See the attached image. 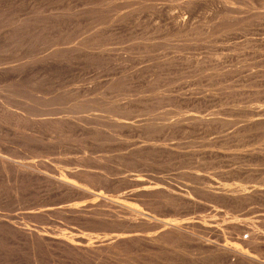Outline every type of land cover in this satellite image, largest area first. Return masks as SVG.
Listing matches in <instances>:
<instances>
[{"label":"bare ground","instance_id":"1","mask_svg":"<svg viewBox=\"0 0 264 264\" xmlns=\"http://www.w3.org/2000/svg\"><path fill=\"white\" fill-rule=\"evenodd\" d=\"M7 3H8V0H6ZM12 1V0H10ZM22 1V0H21ZM50 1V0H48ZM64 1V0H63ZM85 1V0H84ZM113 0H91V3L90 7H98V8H102V7H108L109 5L112 6V4L114 5V3L112 2ZM116 1V0H115ZM146 1H150V2H153V1H156V0H146ZM164 1V0H163ZM170 1V0H168ZM236 2L234 4L231 3ZM2 3L1 4H4L3 1H1ZM15 2V0H14ZM17 2V1H16ZM19 3H21L20 1H18ZM17 2V4H19ZM25 2V0H24ZM23 2V3H24ZM27 2V1H26ZM28 2H32V1H29ZM37 2V1H36ZM39 2V1H38ZM42 2V1H40ZM44 2V1H43ZM51 2V1H50ZM52 2H54V0H52ZM56 2V1H55ZM89 2V1H88ZM87 2V3H88ZM173 2V1H172ZM176 2V1H175ZM182 2V1H181ZM13 3V1L11 2ZM22 3V4H23ZM47 2H45V5H46ZM146 3V2H145ZM180 3V1H179ZM183 4L181 5L180 8H182V10L185 12V13H188L189 15L193 14L194 15V12L200 10H210L212 13H213V16L212 18H210L209 20L212 21L211 19H213V22L211 23L212 26H208L206 25V27L204 26L203 29H200L197 30L196 27H195V24H194V27L192 26L193 22L192 20H189L187 17L186 19H188L189 22L186 21L185 17L184 19H182L183 17H179V15L177 14H174L173 12L171 13L170 8L168 9H165L163 7H165V5L163 7H161L162 5H159L160 7H157L155 5H152L150 8L152 9L151 11L154 10L155 14L158 15L157 17H166L167 20L170 21V30L172 31V34L170 33V35L173 36V38L171 39H168V40H172L170 43L171 45H168V46H172L173 49L177 50L180 46L179 45H186V46H191L193 47L192 45L195 46H198L197 44H202L201 46L203 45H207L208 43H212V39L215 38V40H217L218 37L221 38V36H229L230 34L232 33H236V32H240L241 34L244 35V33H246L247 31L249 32L250 28L257 25L258 23L260 24V22L264 21V0H184V2H182ZM17 4H15L16 6H18ZM26 4V3H25ZM24 4V5H25ZM28 4V3H27ZM41 4V3H40ZM121 4V3H120ZM119 4V5H120ZM125 4V3H124ZM128 4V3H127ZM155 4V3H153ZM237 4V5H235ZM5 5V4H4ZM9 5H10V8L12 7V5L10 4L9 2ZM20 5V4H19ZM23 5V6H24ZM33 6V4H31ZM39 5V4H38ZM56 5V4H55ZM147 5V4H146ZM149 5V4H148ZM167 4L166 3V7H167ZM174 5V4H172ZM235 5V6H234ZM6 6V5H5ZM8 6V5H7ZM30 8L31 6L28 5ZM26 5V7H28ZM50 6H51V3H50ZM67 6V5H65ZM89 6V5H88ZM110 6V7H111ZM115 6L116 4L114 5L113 7V10H116L115 9ZM118 6V5H117ZM116 6V7H117ZM127 6V5H126ZM134 6V5H133ZM137 6V5H136ZM4 7V6H3ZM19 7V6H18ZM52 7V6H51ZM56 7V6H55ZM59 7V5H58ZM83 7V6H82ZM139 7V6H138ZM149 7V6H148ZM8 9V7H6V10L7 11H10L12 9ZM33 8V7H32ZM37 8V7H36ZM47 8V7H46ZM72 8V7H71ZM121 8V7H120ZM119 8V9H120ZM130 8V6H129ZM0 9H1V5H0ZM5 9V8H4ZM15 9V8H14ZM25 9V7H24ZM50 9V8H49ZM59 10V8H57ZM92 9V8H91ZM97 9V8H96ZM107 9V8H106ZM105 9V10H106ZM109 10L111 8H108ZM118 9V8H117ZM118 9V10H119ZM142 9V8H141ZM5 10V11H6ZM31 13H33V10L31 11L30 9H28ZM38 10V9H37ZM43 10V9H42ZM52 10V9H51ZM99 11V9H97ZM103 10V11H105ZM109 10L107 11V13L105 12V14H108ZM112 10V11H113ZM175 10V9H174ZM177 10V9H176ZM4 11V10H3ZM2 10L0 11V14L3 12ZM14 12V10H12ZM36 11V10H35ZM62 11V10H61ZM111 11V13L113 14V12ZM173 11V10H172ZM181 11V10H180ZM179 11V12H180ZM11 12L12 14L16 13V12ZM24 12V10H23ZM28 12V11H27ZM29 12V14H30ZM40 13V11H38ZM58 12V11H57ZM90 12V11H89ZM88 12V13H89ZM94 12L96 11H92V16L93 18H89L91 19L90 22V26L89 27H94L96 28L97 25H100V24H104L105 26L108 25V24H111L113 23L116 19L114 18V16H117L119 11H114V14L111 15L110 13V16H102V17H98L96 18V15L94 16ZM101 12V10L99 11ZM118 12V13H117ZM122 12V11H121ZM153 12V13H154ZM178 12V13H179ZM3 13H6V12H3ZM2 13V14H3ZM8 13V12H7ZM44 13V12H43ZM59 13H61L59 11ZM87 13V14H88ZM98 13V12H97ZM117 13V14H115ZM129 13V12H128ZM152 13V12H151ZM152 13V14H153ZM177 13V12H176ZM181 13V12H180ZM198 13H201V12H198ZM0 16V86L1 85H5V83H8L6 87H10V85H14V83L16 82V86L20 87L21 88V85H24L26 83H23L20 85V82H26V78L25 80L23 79L24 77H27L24 73V71H27V70H24V68L18 64H16L15 62L18 60V59H21L22 57L24 56H27V55H32L33 57H36V62H42L43 66H41L43 69H51L53 67H59L57 65L59 64H62V63H66L68 62V64L71 62V59L74 58L76 59V61H79L80 59H83L84 61H88V59H91L94 57L95 58H101L103 57V54H106V53H109V52H112L111 50L113 49V46L116 45L113 41H111L112 39H108V41H101V39H98L96 40V38L98 36H101L98 34V36L96 37L95 35V39L94 36L91 40H87V41H82L79 43V39L77 40L76 38L82 34H80L83 27L80 28V23H79V26H77L76 30L69 34L68 36H64L63 35L59 38H57L56 40L53 41L52 39V44L53 43H56L57 45L59 43L63 44L65 42H69V41H72V40H77L78 43H76L77 45H75L74 43V47L71 49L72 50H69V49H65L63 50L61 53L56 51L54 53H50V55L44 57V58H40V57H37L39 55V53L42 52V50L44 51L45 49H48L47 46L49 45H52L51 42H50V36H49V33L51 32V30H49V33H48V36H45V37H48L47 39H50L49 42L48 40L46 39L45 41H39L38 39L36 40V38H39V34L37 32H44V31H47V25L45 24L46 27H41L39 24L38 26H34V27H31V23L29 24L30 26H26V24L23 22L25 21L26 19H21V16L19 15V13L17 14L18 16H20V19L23 20H19V17L16 18V14H14V17L12 16V19L10 21H7L8 17H5L4 16ZM9 14V13H8ZM6 14V15H8ZM48 14V13H47ZM83 14V13H82ZM96 14V13H95ZM99 14V13H98ZM97 16H100L98 15ZM102 14V13H100ZM147 14V13H146ZM31 15V14H30ZM33 15V14H32ZM35 15V14H34ZM39 15V14H37ZM35 15V16H37ZM42 14H40V17H41ZM44 15V14H43ZM73 15V14H72ZM86 15V14H85ZM104 15V13H103ZM150 15V14H149ZM155 15V16H156ZM186 15V14H185ZM201 15V14H200ZM199 15V16H200ZM10 16V15H9ZM69 16V15H67ZM71 16V15H70ZM76 16V15H74ZM73 16V17H74ZM84 17V15H82ZM88 16V15H86ZM85 16V17H86ZM91 16V15H90ZM89 16V17H90ZM91 16V17H92ZM119 16H122V15H119ZM118 16V17H119ZM127 16V15H126ZM130 16V15H129ZM153 16V15H152ZM4 17V18H2ZM11 17V16H10ZM25 17V16H24ZM23 17V18H24ZM38 16V18H40ZM73 17H71L73 19ZM123 17V16H122ZM156 17V18H157ZM204 17H205V14H204ZM33 20L35 17H32ZM37 18V19H38ZM63 18V17H61ZM78 18V16H77ZM80 18V16H79ZM120 18V17H119ZM191 18V17H190ZM28 19V18H27ZM58 19V18H57ZM76 17L73 19L75 20ZM87 19V18H86ZM88 19V20H89ZM123 19V18H122ZM125 19V18H124ZM159 19V18H158ZM36 20V18H35ZM34 20V21H35ZM40 20V19H39ZM37 20V22L39 21ZM68 20V19H67ZM165 20V19H164ZM194 20V19H193ZM204 20V19H203ZM27 21V20H26ZM30 22L32 21L31 19L29 20ZM33 21V22H34ZM41 21V20H40ZM69 21V20H68ZM75 21H79V19L75 20ZM74 21V23H75ZM117 21V20H116ZM124 21V20H123ZM138 21V20H137ZM161 21V19H160ZM199 21V20H198ZM206 21V20H205ZM35 21V23H37ZM42 22V21H41ZM40 22V24H41ZM55 22V21H54ZM58 23H60L59 21H56ZM55 22V23H56ZM82 22V21H81ZM122 22V20H121ZM158 22V21H157ZM201 22V21H200ZM39 23V22H38ZM57 23V24H58ZM72 23V21H71ZM73 23V24H74ZM85 23V21H84ZM120 23V22H119ZM126 23V22H125ZM133 23V22H132ZM137 23V22H136ZM161 23V22H160ZM165 23V22H164ZM197 23V22H196ZM27 24V25H28ZM72 24V26H73ZM87 24V23H86ZM114 24V23H113ZM121 24V23H120ZM118 24V25H120ZM201 24V23H200ZM208 24V23H207ZM43 26V24H41ZM55 25V24H54ZM71 25V24H70ZM75 25V24H74ZM88 25V24H87ZM199 25V24H198ZM209 25H210V22H209ZM264 25V24H263ZM40 26V27H39ZM57 25H55L56 27ZM63 26V25H62ZM69 26V25H67ZM101 26V25H100ZM113 26V25H111ZM110 26V27H111ZM160 26V25H159ZM164 26V25H163ZM75 27V26H74ZM108 27V26H107ZM117 27V26H116ZM130 27V26H129ZM162 27V26H161ZM167 27V26H166ZM169 27V26H168ZM198 27V26H197ZM48 28L51 29V27L49 26ZM65 28V27H64ZM112 28V27H111ZM135 28V27H134ZM137 28V27H136ZM141 28V27H140ZM144 28V27H143ZM258 28V27H257ZM58 29V28H56ZM92 29V28H91ZM102 29V28H101ZM104 29V28H103ZM106 29V27H105ZM68 30V29H67ZM66 30V31H67ZM87 30H89L87 28ZM257 30V29H256ZM112 31V30H111ZM159 31V30H157ZM167 31V34H169L168 30ZM252 31V30H251ZM53 32V31H52ZM61 32V31H60ZM72 32V30H71ZM95 32V31H94ZM106 32V31H105ZM114 32V30H113ZM118 32V31H116ZM125 32V31H124ZM127 32V31H126ZM149 32V31H148ZM261 32V31H260ZM35 33H37L38 37H36L34 40H32V35ZM46 33V32H45ZM64 33V32H63ZM98 33V31H97ZM101 33V32H100ZM174 33V34H173ZM41 34V33H40ZM44 34V33H43ZM51 34V33H50ZM54 34V32H53ZM56 34V33H55ZM92 34V33H91ZM138 34V33H137ZM144 34V33H143ZM142 34V35H143ZM166 34V35H167ZM237 34V33H236ZM47 35V34H45ZM58 35V33H57ZM108 35V34H107ZM110 35V34H109ZM114 36L117 34L114 33L113 34ZM131 35V34H130ZM170 35L168 37H170ZM249 35V34H248ZM247 35V36H248ZM54 36V35H53ZM105 36V35H104ZM111 36V35H110ZM115 36V37H116ZM152 36V35H151ZM162 36V35H161ZM171 36V37H172ZM230 36H234V35H230ZM236 36V35H235ZM238 36V35H237ZM241 36V35H239ZM44 37V35H43ZM42 37V38H43ZM44 37V38H45ZM102 37V36H101ZM99 37V38H101ZM115 37H111L113 38V40L115 39ZM159 37V36H158ZM217 37V38H216ZM41 38V36H40ZM85 38V37H84ZM89 38V37H88ZM118 38V36H117ZM116 38V39H117ZM123 38V37H122ZM167 38V37H165ZM164 38V39H165ZM225 38V37H223ZM252 38V37H251ZM82 39V38H81ZM107 39V37H106ZM105 39V40H106ZM136 39V38H135ZM163 39V38H162ZM249 39V38H247ZM168 40H165L166 42ZM219 40V41H218ZM217 41L219 43L220 40L222 39H218ZM229 41V38L227 39ZM232 40V39H231ZM253 40V39H251ZM258 40V39H257ZM120 41V40H119ZM124 41V40H123ZM129 41V40H128ZM131 41V40H130ZM153 41V40H152ZM216 42V41H215ZM215 42L213 41V44H215ZM223 42H225V39L223 40ZM122 43V42H121ZM141 43V42H140ZM156 43V42H155ZM210 43V44H211ZM259 43V41H258ZM55 44V45H56ZM119 44V43H118ZM118 44L116 46V48H118ZM226 44V43H225ZM241 44V43H240ZM243 44V43H242ZM248 44V42H247ZM60 45V44H59ZM123 45V44H122ZM130 45V44H129ZM148 45V44H147ZM163 45V44H162ZM223 45V44H221ZM246 45V44H245ZM127 46V45H126ZM158 46V45H157ZM161 46V45H160ZM210 46V45H209ZM215 46V45H214ZM248 46V45H246ZM264 46V45H262ZM32 47L31 51H30V48ZM51 47V46H50ZM112 47V49H111ZM130 47V46H129ZM159 47V46H158ZM182 49H183V46H181ZM213 47V46H212ZM236 47V46H235ZM258 47V46H257ZM53 48V47H52ZM58 48V47H57ZM62 48V47H61ZM188 48V47H187ZM202 48V47H201ZM222 48V47H221ZM249 48V47H248ZM264 48V47H263ZM60 49V48H59ZM64 49V48H63ZM115 49V48H114ZM121 49V48H120ZM118 49V50H120ZM124 49V48H123ZM136 49V48H134ZM143 49V48H142ZM168 49V48H167ZM171 49V50H173ZM217 49V48H216ZM127 50V49H126ZM161 50V49H160ZM179 50V49H178ZM181 50V49H180ZM198 50V49H197ZM204 50V49H203ZM220 50V49H219ZM250 50V49H249ZM259 50V49H258ZM49 51V49H48ZM143 51V50H142ZM157 51V50H156ZM159 51V49H158ZM211 51V50H210ZM237 51H240V50H237ZM245 51V50H244ZM45 52V51H44ZM128 52V51H127ZM136 52V51H135ZM247 52V51H246ZM63 54H66V55H62ZM123 53V51H122ZM153 53V52H152ZM177 53V52H176ZM223 53V52H222ZM264 53V52H263ZM148 54V53H147ZM173 54V53H172ZM215 54V53H214ZM252 54V53H251ZM256 54V53H255ZM29 55V56H30ZM170 55V54H169ZM247 55V54H245ZM42 56V55H41ZM73 56V57H72ZM77 56V58H76ZM107 56V55H106ZM109 56V55H108ZM125 56V55H124ZM123 57V56H122ZM157 56H155L156 58ZM211 57V56H210ZM224 57V56H223ZM244 57V56H243ZM128 58V57H127ZM181 58V57H180ZM184 58V57H183ZM215 58V57H214ZM246 58L250 59L249 58V54L248 56H246ZM79 59V60H78ZM154 59V58H153ZM161 59V58H160ZM178 59V58H177ZM209 60V58H206ZM211 59V58H210ZM231 59V58H229ZM248 59H242L241 58V61H239L238 59H234L236 60L235 63H231V61L229 60V63H225V64H212V63H199V62H195L193 59L194 62L193 63H190V64H187V68H186V71H184L183 75L179 74L178 76H180L179 78L178 77H174L173 74L171 73V71L173 72L174 69L170 70L169 74L171 73V76H173V78H178L176 79V81L178 80L181 81V82H194L195 83V87H196V83H198V85H202V86H205L207 88L211 87L216 93H218V95L220 94H224L227 92L226 88H223V86H228V85H232L233 83L235 84H238V91L237 92H241V94H243L244 96H246L244 99L245 101H241L239 102L240 104L238 105V107H245L246 105L249 107V110H250V113H246L248 114V116L246 115H243L244 117H242V120L240 121L242 124L244 123V127H245V124L246 122L249 124L250 123V128L248 129V136L249 137H254L253 138V141H250V144L248 146H245L244 144L241 145V144H237L235 146V148H247L246 150H250L252 151V153H257V152H262L264 151V120H254L255 117H259V112L257 114V111L261 109V107L258 106L259 103L263 102L262 101V98L264 97H261V94L260 96L258 95V91L256 90L255 91V88L256 86L258 87L259 84L261 86L262 83H264V60H259V61H256L257 59H252L251 60H248ZM262 59V56L261 58ZM82 60V61H83ZM98 63V59H94L93 61H95ZM135 60V59H134ZM179 60V59H178ZM186 60V59H185ZM239 62H238V61ZM92 59L91 61L89 60L88 62H93ZM110 61V60H109ZM127 61V60H126ZM163 61V60H162ZM199 61V60H198ZM228 61V60H227ZM233 61V60H232ZM73 62V61H72ZM71 62V63H72ZM101 63V60L99 61ZM167 62V61H166ZM169 62V61H168ZM208 62V61H207ZM209 62H211V60H209ZM217 62V61H215ZM11 63H15L16 65H12ZM74 63H75V60H74ZM79 63V62H78ZM85 63V62H83ZM95 62H93L94 64ZM97 63H95L97 65ZM104 63V62H102ZM101 63V64H102ZM214 63V62H213ZM224 63V62H223ZM11 64V65H10ZM154 64V63H153ZM166 64V63H165ZM167 64H171V61L170 63H167ZM176 64V63H175ZM174 64V65H175ZM184 64V63H182ZM27 65V64H26ZM24 65V66H26ZM65 66L67 64H64ZM71 65V64H70ZM99 65V64H98ZM107 65V64H106ZM163 65V64H162ZM161 65V66H162ZM180 65V64H179ZM30 66V65H29ZM28 66V67H29ZM111 66V65H110ZM123 66V65H122ZM144 66V65H143ZM146 66V65H145ZM149 66V65H148ZM154 66V65H152ZM165 66V65H164ZM163 66V67H164ZM171 66V65H170ZM169 66V67H170ZM178 67V65H175ZM174 66V67H175ZM184 66V65H183ZM182 66V68H183ZM186 66V65H185ZM61 67V66H60ZM59 67V68H60ZM68 67V65H67ZM72 67V66H71ZM118 67V66H117ZM126 67V66H125ZM167 67V66H166ZM165 67V68H166ZM168 67V68H169ZM176 67V68H177ZM128 68V67H127ZM126 68V69H127ZM143 68V67H141ZM153 68V67H152ZM157 68V67H156ZM155 68V69H156ZM181 68V66H180ZM28 69V68H27ZM34 69V68H33ZM40 69V68H39ZM42 69V70H43ZM158 69H159V66H158ZM157 69V70H158ZM29 70V69H28ZM35 70V69H34ZM58 70V69H57ZM78 70V69H77ZM149 69H147V72H148ZM153 70V69H152ZM151 70V71H152ZM166 70V69H165ZM180 72L182 71L181 69H179ZM49 71V70H48ZM52 71V70H51ZM111 71V70H110ZM141 71V69H140ZM156 71V70H155ZM31 72V71H30ZM43 72V71H42ZM50 72V71H49ZM62 72V71H61ZM102 72V71H101ZM137 72V71H136ZM150 72V71H149ZM175 76H177V69L175 71ZM179 72V71H178ZM40 75H42L41 71L39 72ZM182 73V72H181ZM34 74V73H33ZM46 74V73H45ZM51 74V72H50ZM132 74V73H131ZM146 74V73H145ZM149 74V73H148ZM157 74V73H156ZM155 74V76H157ZM160 74V73H159ZM164 74V73H162ZM25 75V76H24ZM49 75V74H48ZM53 75V73H52ZM89 75V74H88ZM109 75V74H108ZM134 75V74H133ZM143 75V74H142ZM147 75V74H146ZM145 75V77H146ZM166 75V74H165ZM47 76V74H46ZM126 76V75H125ZM136 76V75H135ZM139 78L142 79H146L145 77L143 78V76H140L138 75ZM169 76V75H168ZM171 76L169 79H171ZM182 76V77H181ZM44 77V75H43ZM56 77V76H55ZM137 77V76H136ZM135 77V78H136ZM148 77V76H147ZM161 77L158 76V78ZM46 78V77H45ZM51 78V77H50ZM128 78V77H127ZM134 78V79H135ZM138 78V79H139ZM151 78V77H150ZM149 78V79H150ZM157 78V77H156ZM155 78V79H156ZM157 78V80H158ZM165 77H162L161 79H163ZM49 79V77L47 78ZM133 79V80H134ZM148 79V80H149ZM153 79V77L151 78ZM154 79V82L156 83H153L152 81H148L147 80V83L144 85V87L140 88L139 87L136 89L135 86L137 87V85H134L136 84V80L135 82L136 83H131L129 85V87H125L128 83H126V85L124 86L122 84V86H124V89L125 90H120V88L117 87V85H114L112 84L113 82H108L110 84H107L106 83L102 86H104V88L102 89V91H97L98 89H93L92 90L90 89L89 91L87 92H83L82 95H77L75 94L74 96L69 95L68 96H64L63 99H59V101H55V100H50L48 98V100H45V98L43 97H40V98H43V99H40L38 98L37 96H34L35 94H32L33 96H31L30 94V97H27V96H24V95H20L19 96L17 95L18 92H20V88L19 90H17L18 88H15L16 90H12L11 88H6V89H9L11 91H15V92H12V96H10L9 98L5 95H2L0 94V134L4 135L5 133L6 134H13L14 136H17L18 134V142L21 140V144H26L27 142H25L26 140H28L26 137L28 136H24L21 131H20V127H22L21 125L23 124H29L31 126H34V127H38V128H44L46 130L50 129V124L51 123H54L52 121V119H54V116H62L65 115H76V117L74 116V118H77V119H74V122L76 123L77 127H83L84 129H86V131H84V134L87 136H85L83 134V130L81 135L85 136L87 140L91 139L90 142H88L89 144V148L92 149L91 147H93L94 145H97L96 147L101 146L99 149L101 151V154L98 153V151L96 152V150L94 151L93 150V155L95 156V158L92 157V160L93 159H99L101 160L100 162L98 161V163H101L99 169L101 170L100 173H97V174H89L87 171V173L85 172V174L83 176H81V174H78V176H76L77 174H75L76 177H73V179L71 178L72 182L74 184H71V186L73 185H76V184H79V185H83V187H87L88 189H93L96 188V187H99L98 184H103L105 185V187L107 186V188L105 189L106 193H113V195L115 194H118L117 195V201H109L108 199H104V198H100V197H94V196H91V195H88V194H82L80 199V202L79 204H76V205H71V202L72 200H69V193L67 194L68 198L64 199V200H68L67 202L68 203H65L63 206L66 207H62L61 208L63 209L62 210V213H65L66 216H69L71 218V220H73V222L75 221H79L81 222V225L82 226L81 228L79 227V225L77 227H79L80 231H78L77 229H73L71 227H60V228H54L53 229H47V230H42V231H39L37 229H31L30 227H33V225L31 226H28L26 224H23L21 222V219L20 222V225L17 226H14V225H11V223H7L5 222L6 220H3V222L0 224V264H10V263H17V264H20V257L22 256H19V251H20V248L21 247H25L24 249H27L26 252H29L30 253H25L27 254V258H28V255L31 254V257L34 264H37V252L36 250L39 248V247H44L47 249V247H54L56 249V251L59 252V255H70V256H73L76 257H80V261L83 260L85 261L86 259L88 260L89 263H87V260H86V264H181V260L184 258V263L186 261V263H190V264H264V207H262V203H263V199H264V174L262 175H259V176H254L258 174H261L262 173V169L261 173L257 172L256 173V169L258 165L254 166L256 168H254L253 166L251 167L250 164L249 166V171L250 172H253V175L252 177H248L246 175V180H243L242 179H238L237 181H231V179L229 178L230 182L233 184V186H231L227 181L223 182L224 184L227 185V183L229 184L230 187H224L223 184H222V181L224 178H222L220 176V174H227V172L225 173H220L219 176H215L214 174L216 173V171H213L211 168H213V166H211V168L209 167V169H211L213 171V173L211 175H214L212 177H209V181L205 182L204 178H203V174H207V169L206 167H203L204 170H202L201 166L198 164L195 165L196 167H193L191 168V171L192 173L195 175L193 176L192 180L189 181H184V182H180V184H178L179 182H177L178 186H174L172 185V182L171 183H168V182H153L151 181L149 178H144L143 176H130V175H127L129 172L128 170L129 169H132L130 167H128L129 169L126 171L123 169V166H117V164L115 166H117L114 171H113V168L112 167H115V166H111L112 168V171H110L111 169L107 166L108 164L105 163L104 164V161L102 162L103 159H109V155L107 156V158H105L106 156L104 154H107L108 151L110 150H113L114 149H108L109 147L107 145H112L115 144V145H122V143L126 142L125 139L129 138L131 140V143L130 144H127V145H131V149L132 147H135V148H139L141 149V147H143L144 145H146V143H151V145H155L156 147H158L157 144H159L158 142L161 143L162 146L164 147H167L169 145V142L172 141L171 137L170 139L167 138V131L169 130L170 132V129H172L173 127L172 126H177L178 124H188V123H191L193 122V118L194 117H191L187 114H184L183 112L188 108L187 105H186V109H182V108H179L177 110V108L175 109L171 104L167 103L166 101H164V98H170V94L171 92L174 91L176 85L178 84V82L174 85L175 87L174 88H171L173 89V91H171L169 89V86L172 84H170L169 86L163 82L160 83L158 82L157 80L155 81ZM160 79V78H159ZM24 80V81H23ZM36 80V79H35ZM63 80V79H62ZM115 80V78H114ZM128 80L125 78V81ZM132 80V78H131ZM165 80V79H164ZM34 81V80H32ZM49 81V80H48ZM53 81V79H52ZM73 81V80H72ZM107 81V80H106ZM119 81V80H118ZM117 81V82H118ZM123 81V79H122ZM161 81V80H159ZM175 81V82H176ZM13 82V84H11ZM43 82V81H42ZM55 82V81H54ZM64 82V81H63ZM99 82V81H98ZM121 82V80H120ZM130 82V81H129ZM133 82V81H132ZM143 82V80H142ZM146 82V80H145ZM168 83L172 82V81H167ZM180 82V83H181ZM123 83V82H122ZM32 84V83H31ZM34 84V83H33ZM117 84V83H116ZM121 84V83H118V85ZM187 84V83H186ZM186 84L183 86L185 87ZM190 84V83H189ZM9 85V86H8ZM48 85V84H46ZM50 85V84H49ZM101 85V84H100ZM106 85V86H105ZM134 85V86H133ZM139 85V83H138ZM143 85V84H142ZM173 85V84H172ZM171 85V86H172ZM191 85V84H190ZM197 85V86H198ZM199 85V86H200ZM15 86V85H14ZM29 86V85H28ZM42 86V85H41ZM101 86V87H102ZM121 86V87H122ZM128 86V85H127ZM133 86V87H132ZM259 86V87H260ZM2 87V86H1ZM13 87V86H12ZM45 87V86H44ZM92 87V86H91ZM90 87V88H91ZM98 87V86H97ZM100 87V86H99ZM188 87V86H186ZM232 88H237L236 86H231ZM4 88V86H3ZM22 88H26V85L25 87L22 86ZM35 88V86H34ZM40 88V87H39ZM46 88V87H45ZM56 88V87H55ZM127 88V89H126ZM179 88V87H178ZM176 89L178 93H180L181 91H178L179 89ZM190 88V86L188 87ZM249 88V89H248ZM264 88V87H263ZM262 88V89H263ZM1 89V88H0ZM30 89V88H29ZM32 89V88H31ZM36 89V88H35ZM33 89V91H39V93L42 91L43 88H41V90L37 89L35 90ZM79 89V88H78ZM101 89V88H100ZM193 89V88H192ZM257 89V88H256ZM1 90H5L4 89H1ZM23 90V89H22ZM25 90V89H24ZM84 90V89H82ZM180 90H181V87H180ZM191 90V89H190ZM195 90V89H194ZM202 90V89H201ZM200 90V91H201ZM204 90V89H203ZM206 90V89H205ZM235 90V89H234ZM240 90V91H239ZM7 90H5L4 92H6ZM26 91V90H25ZM29 91V92H28ZM27 92L30 93V90H28ZM79 91V90H78ZM197 91V90H196ZM229 91V90H228ZM2 92V91H1ZM0 92V93H1ZM10 92V91H8ZM24 92V91H23ZM22 91L20 93H23ZM32 92V90H31ZM55 92V91H54ZM72 92H73V89H72ZM98 92V93H97ZM183 92V91H182ZM188 92V90H187ZM204 91H202V94H203ZM213 92V94H214ZM233 93V95L236 97V95L234 94L233 91H231ZM230 92V94H231ZM261 92V91H260ZM25 93V92H24ZM34 93V92H32ZM37 93V92H36ZM75 93H79V92H76ZM174 94L176 92H173ZM176 93V94H178ZM197 93V92H196ZM205 95L206 93L208 94L209 92H204ZM228 93V92H227ZM264 92H262V95H263ZM9 93V95H11ZM26 94V93H25ZM56 94V93H55ZM67 95L68 93H64L62 95ZM200 94V93H199ZM212 94V95H213ZM240 94V96H241ZM15 95H17L16 97L18 99H14L13 96L15 97ZM57 95V94H56ZM55 95V96H56ZM61 96V94H59ZM58 95V96H59ZM182 95V94H180ZM215 95V94H214ZM227 95V94H225ZM223 95V96H225ZM232 95V94H231ZM230 95V96H231ZM238 95V93H237ZM41 96V95H40ZM59 96V97H60ZM172 96V95H171ZM183 96V95H182ZM190 96V95H189ZM201 96V95H200ZM204 96V95H203ZM217 96V95H216ZM252 98H251V97ZM254 96V97H253ZM46 97V96H45ZM53 97H54V94H53ZM51 97V98H53ZM57 97V98H59ZM62 97V96H61ZM175 96L173 95V98L172 99H175L174 98ZM176 97H180V96H176ZM56 98V99H57ZM212 98V97H211ZM227 98V97H226ZM234 98V97H233ZM248 98H251L249 101H248ZM55 99V97H54ZM172 99H169L170 101H173ZM177 99V98H176ZM166 100V99H165ZM188 100V99H187ZM227 100V99H226ZM238 100V99H237ZM241 100V99H240ZM243 100V99H242ZM264 100V99H263ZM164 101V103L166 102V104H169V106L171 105V107H173V109H168L167 108L165 109L164 107H162V105H164V103L162 102ZM178 100H175L174 102H176ZM182 101V100H181ZM222 101V100H221ZM225 101V100H224ZM156 102H161V107L165 109V111L163 109H161V111L158 110V106H160L159 104L160 103H156ZM190 101H188L187 103H189ZM223 102V101H222ZM232 102V101H231ZM236 102V100L234 101V103ZM153 103H156L155 105H152ZM184 103V102H183ZM199 103V102H198ZM220 103V102H219ZM233 103V102H232ZM231 103V104H232ZM132 104H139L141 108H139V112H136L137 114L139 113H144L143 116V120H139L140 122H137L135 121L136 123L134 124H128L127 122L125 123L126 120H129L128 117L130 116V114L132 115L133 113L131 112H126L127 110V106L129 107V105H132ZM165 104V105H166ZM172 104H174L172 102ZM176 104V103H175ZM203 104V103H202ZM15 105V106H14ZM157 106V110L158 111H151V108L150 106ZM191 105V103L189 104ZM221 105V104H220ZM233 105V104H232ZM237 105V103L235 104V106ZM245 105V106H243ZM168 106V107H169ZM177 106H178V103H177ZM181 106V104L179 103V107ZM185 105H183L184 107ZM196 106V105H195ZM205 106V105H204ZM246 106V107H247ZM261 106V105H260ZM17 108V110L19 111H24V110H28V112H26V116L23 117L24 115H19L17 112H15V109L11 110L9 108ZM132 107V106H131ZM130 107V108H131ZM134 107V105H133ZM132 107V109H133ZM136 107V106H135ZM176 107V105H175ZM182 107V106H181ZM192 107V106H191ZM226 107V106H225ZM238 107H235L238 109ZM245 107V108H246ZM154 109L156 107H153ZM31 109V110H30ZM33 109V110H32ZM131 109V111H132ZM153 109V110H154ZM189 109V108H188ZM234 109V108H233ZM244 109V108H243ZM181 110L183 112H181ZM235 110V109H234ZM245 110V109H244ZM243 110V111H244ZM263 110V109H261ZM5 111H8L9 112V115H8V112L5 113ZM13 111V112H11ZM138 111V109H137ZM99 113V114H96V113ZM101 112L107 114V116L105 115V118H104V115H101L103 116V119L105 121H107V123H105L104 121L101 120V117L99 116H96V115H100L102 114ZM135 112V111H134ZM191 112V111H190ZM246 112V111H245ZM262 112V111H261ZM5 113V114H4ZM183 113V114H181ZM242 113V112H241ZM83 114H87L86 116L89 117V119L91 120H88V123L87 125V128L90 127V130L85 128V125L82 123L85 120V118H82L81 115ZM135 114V115H137ZM218 114V113H217ZM140 115V114H139ZM138 115V116H139ZM52 117V119L50 120V118L48 117ZM68 116V117H70ZM81 116V117H80ZM85 116V115H83ZM136 116V117H138ZM176 116V117H175ZM229 116V115H228ZM236 116V115H234ZM241 116V115H240ZM86 117V118H87ZM175 117V119H174ZM226 117V116H225ZM237 117V116H236ZM49 120H48V119ZM58 118V117H57ZM71 118V117H70ZM130 118V117H129ZM198 118V117H196ZM196 118L194 120H196ZM260 118V117H259ZM9 119V121L7 120ZM82 119V120H81ZM203 120V118H201ZM207 119V118H205ZM226 119V118H225ZM236 119V118H235ZM238 119V118H237ZM253 119V120H252ZM13 122H11V121ZM59 120V119H58ZM69 120V119H68ZM77 122H76V121ZM132 120V119H131ZM134 120H137V119H134ZM202 120L200 121L198 119L199 122V125L200 123L202 124ZM213 120V119H212ZM227 120V119H226ZM226 120H222L223 122H226ZM64 121H67V119ZM62 121V122H64ZM197 121V122H198ZM206 121V120H205ZM205 121L203 123H205ZM209 121V120H207ZM237 121V122H239ZM56 122V121H55ZM60 122V121H59ZM73 122V123H74ZM110 122V123H109ZM133 123V121H130V123ZM195 122V123H197ZM212 122V121H210ZM215 124L217 121H213ZM212 122V123H213ZM228 122V121H227ZM239 122V123H240ZM57 123V122H56ZM54 123V124H56ZM64 123H67V122H64ZM63 125H66L64 124ZM70 123V121H69ZM73 123H70V125H67L66 127L68 128V126L70 127ZM213 123V125H214ZM219 123V122H218ZM222 123V122H221ZM53 124V125H54ZM83 124V125H82ZM104 124V125H103ZM106 124V125H105ZM109 124H111V128L116 126V130H114L113 133H111L113 130L110 129L109 127H107ZM114 124V126H113ZM116 124V125H115ZM192 124V123H191ZM198 124V123H197ZM207 125H209L208 123H205ZM231 124H238V123H231ZM26 125V126H27ZM52 125V126H53ZM57 125V124H56ZM75 124H73L72 126H76ZM100 125H103L104 128L105 126L109 129L107 132L105 131H97V129L99 128L98 126ZM189 127L190 124H188ZM196 125V124H195ZM194 125V126H195ZM207 125L205 126L207 129L209 127H207ZM228 125V124H227ZM12 126H14L15 129H13V127L11 128ZM59 126V124H58ZM58 126H53V127H58ZM71 126V127H72ZM193 126V127H194ZM217 126V125H216ZM215 126V128H216ZM225 126V125H223ZM232 126V125H230ZM235 127V125H233ZM249 126V125H248ZM24 129H25V126H23ZM60 127H62V125L60 124ZM70 127V128H71ZM72 127V128H73ZM172 127V128H171ZM179 127V125H178ZM197 127V125H196ZM204 127V126H203ZM221 127V125H220ZM227 126H225L226 128ZM233 127V128H234ZM237 127V126H236ZM241 127V125L239 126ZM238 127V128H239ZM243 127V128H244ZM246 127H247V124H246ZM245 127V128H246ZM28 128V127H27ZM52 128V127H51ZM67 128H65L67 130ZM94 128L96 130H94ZM100 128L102 129V126H100ZM104 128L102 130H104ZM106 128V129H107ZM175 128V127H174ZM201 128V127H200ZM218 128V127H217ZM244 128V129H245ZM64 129V130H65ZM74 130L77 129V128H73ZM73 129H70L71 131ZM198 129V128H197ZM206 129V130H207ZM228 129V128H227ZM230 129V128H229ZM229 129L227 131H229ZM237 129V128H236ZM242 129V127H241ZM261 129V130H260ZM23 130V129H22ZM37 130V129H35ZM38 130H41V129H38ZM45 130V131H46ZM54 131V128L53 129H50V131ZM63 129H61L62 131ZM63 130V131H64ZM72 131V132H75V131ZM78 130V129H77ZM159 133H158V131ZM176 130V129H174ZM182 130V129H181ZM186 130V128H185ZM184 130V131H185ZM196 130V129H195ZM195 130H193L195 132ZM202 130V129H201ZM205 130V128H204ZM205 132L207 133V130ZM219 130V129H218ZM217 130V131H218ZM240 130V129H239ZM246 130V129H245ZM20 131V132H19ZM31 131V130H30ZM57 131V130H55ZM60 131V129L58 130ZM81 131V130H80ZM111 131V132H110ZM180 130H176V134L179 132ZM212 131V130H211ZM216 131V130H215ZM216 131V133H217ZM224 131H226V129H224ZM235 131V130H234ZM242 131V130H241ZM244 131V130H243ZM247 131V130H246ZM33 132V131H32ZM37 132V131H36ZM41 132V131H40ZM71 132V133H72ZM157 132L158 135H160L158 137L157 133L155 135H157L156 137H158L156 140H150L148 139V135L150 133H155ZM183 131H181L182 133ZM188 132V131H186ZM185 132V133H186ZM190 132V131H189ZM189 132H188V135H189ZM199 132V131H198ZM213 132V131H212ZM238 132V131H237ZM29 133V132H28ZM54 133V132H53ZM60 133V132H58ZM77 133V132H76ZM181 133L179 135H181ZM184 133V132H183ZM185 133H184V136H185ZM193 134V132H191ZM211 133V132H210ZM215 133V132H214ZM223 133V132H222ZM234 133V132H233ZM245 133V132H244ZM19 134H22L21 136ZM25 134V133H24ZM43 134V133H42ZM64 134V133H63ZM148 134V135H147ZM172 134V132H171ZM169 134V136L171 135ZM175 134V136H176ZM224 134V133H223ZM26 135V134H25ZM32 135V134H30ZM54 135V134H53ZM58 135V134H57ZM79 135V134H78ZM152 136V134H150ZM149 135V136H150ZM183 135V134H182ZM199 135V134H198ZM197 135V137H198ZM201 135V134H200ZM210 135V134H209ZM209 135L208 138H209ZM213 135V134H211ZM216 135V134H215ZM238 135V134H237ZM8 136V135H7ZM26 138V140L24 139V137ZM34 136V135H33ZM49 136V135H48ZM76 136V135H75ZM150 136V137H151ZM154 136V135H153ZM152 136V137H153ZM173 136V137H175ZM178 136V135H177ZM182 136V137H184ZM202 136V135H201ZM214 136V135H213ZM218 136V135H217ZM216 136L215 137H210L212 140L215 139H218ZM221 136L222 138V135L219 134V137ZM229 136V135H228ZM241 136V135H240ZM246 136V137H248ZM12 137V136H11ZM38 137V136H37ZM46 137V136H45ZM62 136L58 137L61 139ZM64 137V136H63ZM155 137V136H154ZM190 137V136H189ZM187 138V139H191V138ZM225 137V136H224ZM238 137V136H237ZM236 137V138H237ZM4 138V137H3ZM17 138V137H16ZM43 138V137H42ZM47 138V137H46ZM55 138V137H54ZM73 138H76V137H73ZM79 140H80V137L78 136L77 137ZM178 138V137H177ZM181 138V137H180ZM194 138V137H193ZM204 138V137H203ZM206 138V137H205ZM5 139V138H4ZM9 139V138H8ZM25 141H24V140ZM40 139V137H39ZM49 139V137H48ZM52 139V138H51ZM68 139V138H66ZM71 139V136L69 137L68 140ZM84 139V137H83ZM186 139V140H187ZM201 139V138H199ZM198 139V140H199ZM209 139V140H211ZM233 139L230 137V140ZM235 139V138H234ZM2 141V139H0ZM14 140H15V137H14ZM16 140V141H17ZM34 140V139H33ZM46 140V139H45ZM55 140V139H54ZM74 140V139H71V141ZM87 140H85V144H87ZM185 140V141H186ZM204 139H202L201 141H203ZM208 139H206V142H207ZM208 140L207 142V145L209 143V145L212 143H210V141ZM211 140V141H212ZM220 140V139H219ZM250 140V139H249ZM5 141V140H4ZM24 141V142H23ZM30 141L32 142L31 138H30ZM30 141L28 140V142L30 143ZM44 141V139H43ZM47 141V140H46ZM51 141V140H50ZM49 141V142H50ZM57 141V140H56ZM59 141V140H58ZM174 141V139H173ZM171 144H173L174 142L177 143V145L182 141H180L178 143V139H176V141H174ZM196 142V139L194 140ZM200 141V142H201ZM215 141V140H214ZM223 141V139H222ZM227 141L226 139L224 140V142ZM229 141V140H228ZM235 141V140H234ZM238 141V140H237ZM241 141V139H240ZM36 141L34 140V143ZM65 142V141H64ZM66 142H70V141H66ZM73 142V141H72ZM128 142V141H127ZM130 142V141H129ZM190 142H193V140L191 139ZM198 142V141H197ZM223 142V143H224ZM233 142V141H232ZM239 142V141H238ZM5 143V142H4ZM8 143V142H7ZM12 143V142H11ZM14 143V142H13ZM38 143V142H37ZM55 143V142H54ZM53 143V144H54ZM82 144V142H80ZM79 143V144H80ZM174 143V144H176ZM188 143V142H187ZM218 143V142H217ZM228 143V142H226ZM28 144V143H27ZM26 144V145H27ZM40 144V143H39ZM43 144V143H42ZM46 144V143H45ZM49 144V143H47ZM60 144V143H59ZM58 142H57V145H59ZM125 144V143H124ZM173 144V145H174ZM183 144H186V142H184L183 140ZM189 144V143H188ZM198 144V143H197ZM203 144V143H202ZM220 144V143H219ZM231 144L230 142L228 143V145ZM33 145V144H32ZM30 144H28V146H32ZM35 147L37 148V144L35 143ZM63 145V144H62ZM66 145V144H64ZM84 145V141H83V144ZM125 145V146H127ZM192 145V144H189V146ZM206 145V144H205ZM208 145V146H209ZM15 146V145H14ZM18 146V145H17ZM19 148H22L21 145L19 144ZM41 146V145H39ZM50 146V145H49ZM78 146V145H77ZM87 146V145H85ZM114 146V145H112ZM148 146V145H146ZM175 146V145H174ZM179 146V145H178ZM186 146V145H184ZM183 146V147H184ZM203 146V145H201ZM213 146H215V144H213ZM6 147V146H4ZM28 147V148H29ZM34 147V146H33ZM48 148V146H46ZM117 147V146H116ZM191 147V146H190ZM195 147V144L193 147L191 148H194ZM198 147L200 148V146L198 145ZM198 147H195L196 149ZM222 147H223V144H222ZM220 147V148H222ZM13 148V147H12ZM24 148V147H23ZM31 148V147H30ZM50 148V147H49ZM83 147H80V149H82ZM85 148V147H84ZM88 148V150H89ZM114 148V147H113ZM121 148V147H120ZM143 148H146L148 149V147H143ZM154 148V147H152ZM181 148V146H179V149ZM187 148V147H186ZM216 148V147H215ZM219 148V149H220ZM227 148V147H226ZM231 148V147H230ZM3 149H8L7 147L6 148H3ZM15 149V148H14ZM26 148H24L23 150H25ZM39 149H43V147H40ZM56 149V148H55ZM122 149V148H121ZM130 149V147H129ZM146 149H142L144 152L143 154L147 155L145 152ZM155 150H157V148H154ZM153 149V150H154ZM161 149V147H160ZM168 148L164 149V150H167ZM173 149V148H171ZM176 149V147H175ZM178 149V148H177ZM190 149V148H189ZM187 148V150H189ZM5 150V151H6ZM9 150V149H8ZM28 150V149H26ZM25 150V151H26ZM44 150V149H43ZM54 150V149H53ZM83 150V149H82ZM87 150V148L85 149ZM84 150V151H85ZM91 150V151H92ZM125 150V147L124 149ZM128 150V149H126ZM163 150V149H161ZM174 150V149H173ZM184 150V149H183ZM198 150V149H197ZM203 150V149H202ZM205 150H208V149H204L203 151L205 152ZM212 150V149H211ZM223 151V149H221ZM225 150V149H224ZM227 150V149H226ZM230 150V149H229ZM229 150L227 152H229ZM17 150H15L16 152ZM20 150H18L19 152ZM31 151V150H29ZM34 151H37V149L35 150L34 148ZM34 151H31L32 153ZM46 151V150H45ZM44 151V152H45ZM89 151V152H91ZM129 151V150H128ZM133 151V150H132ZM137 151V150H136ZM158 151V150H157ZM175 151V150H174ZM193 151V150H191ZM199 151V150H198ZM198 151H196L198 153ZM218 151V150H217ZM216 149L215 151L213 152H216V153H219L217 152ZM221 151V152H222ZM232 151V150H231ZM1 152V151H0ZM23 152V151H22ZM49 152V151H48ZM52 152V151H51ZM55 152V151H54ZM88 152V151H87ZM100 154V155H95L96 153ZM118 152V150L116 151ZM161 152L162 151H158ZM166 152V151H165ZM172 152V151H171ZM187 152V151H186ZM190 152V151H189ZM195 152V150H194ZM193 152V153H194ZM202 152V151H201ZM203 152V153H204ZM226 152V153H227ZM233 152V151H232ZM238 152V150H236V153ZM240 152V150H239ZM238 152V153H239ZM242 152V151H241ZM245 152V151H244ZM243 152V153H244ZM247 152V151H246ZM21 153V152H19ZM26 153V152H25ZM24 153V154H25ZM40 153V152H39ZM38 153V154H39ZM43 153V152H42ZM82 153V152H81ZM112 153V152H111ZM124 153H126L124 151ZM136 153V152H135ZM137 153L139 154V152L137 151ZM151 153V152H150ZM153 153V152H152ZM151 153V154H152ZM188 153V152H187ZM211 153V152H209ZM208 153V154H209ZM215 153V154H216ZM237 153V154H238ZM251 153V152H250ZM249 153V154H250ZM4 154V153H3ZM23 154V153H22ZM30 152H29V156H30ZM41 154V153H40ZM91 154V153H89ZM91 154V155H92ZM117 154V153H116ZM115 154V155H116ZM121 154V153H120ZM129 154V153H128ZM142 154V156H143ZM149 154V153H148ZM166 154V153H165ZM168 154V152H167ZM171 154V153H170ZM168 154V155H170ZM178 153L176 152L175 155H177ZM180 154V153H179ZM190 154V153H189ZM207 154V155H208ZM212 154V153H211ZM214 154V153H213ZM212 154V155H213ZM214 154V155H215ZM224 154V153H223ZM223 154H220L223 155ZM232 154V153H230ZM248 154V153H247ZM257 154H260V153H257ZM263 154V153H261ZM16 155V154H15ZM21 155V154H20ZM26 155H28V153H26ZM36 155V154H35ZM44 155V154H43ZM49 155V153H48ZM58 155V154H56ZM72 155V154H71ZM92 155V156H93ZM113 155V154H112ZM119 155V154H118ZM132 155V153H131ZM129 155V156H131ZM162 155V154H161ZM175 155L173 158H175ZM186 155V153H185ZM196 155V153H195ZM205 155V154H203ZM213 155V156H214ZM2 156V155H1ZM19 156V155H18ZM29 156H26V157H29ZM34 156V154H33ZM41 156V155H40ZM39 156V157H40ZM90 156V155H88ZM105 156V157H104ZM140 156H141V153H140ZM149 156V155H147ZM154 156V154L152 155ZM157 156V155H156ZM164 155H162L161 157L163 158ZM181 156L183 157V155L181 154ZM197 156H200V153L199 155L197 154ZM206 156V155H205ZM204 156V157H205ZM210 156V155H208ZM207 156V157H208ZM229 156V155H228ZM244 156V155H242ZM257 157V155H255ZM254 156V157H255ZM264 156V155H263ZM25 157V156H24ZM35 157V156H34ZM48 157V156H47ZM56 157V156H55ZM109 157V158H108ZM113 157V156H112ZM126 157V155H125ZM132 157V156H131ZM131 157L129 158L130 161H131ZM138 157V155H137ZM134 158V160L136 159H141V157H138V158ZM144 157V156H143ZM142 157V158H143ZM160 157V156H159ZM166 157V156H165ZM177 157V156H176ZM194 158V155L192 156ZM250 157V156H249ZM262 157V155H261ZM38 158V156H37ZM90 158V157H88ZM117 158V157H116ZM115 158V159H116ZM119 158V157H118ZM117 158V159H118ZM121 158V159H120ZM119 158V161L122 160V157ZM149 158V157H148ZM155 159L159 160L160 161V158L158 159V157H155ZM172 158V159H173ZM178 158V157H177ZM184 158V157H183ZM183 158H181L183 160ZM187 158V157H186ZM210 158V157H209ZM215 158V156H214ZM224 158V157H223ZM228 158V157H227ZM239 158V157H238ZM247 158V157H246ZM252 158V157H250ZM30 159H33V158H30ZM49 159V158H47ZM52 159V158H51ZM85 159H87L85 157ZM151 159V158H149ZM181 159L180 162H181ZM191 159V156L189 155V160L190 161ZM203 159V158H201ZM236 159V157H235ZM242 159V158H241ZM255 158H253L254 160ZM257 159V158H256ZM264 157L260 160L263 161ZM35 160V158L33 159ZM42 160V159H41ZM40 160V161H41ZM59 160V159H58ZM63 160V159H62ZM71 160V159H70ZM89 160V159H88ZM133 160V159H132ZM133 160V161H134ZM142 160V159H141ZM146 160V159H145ZM144 159H143V163L146 162ZM152 160V159H151ZM164 159H162L161 161H163ZM166 160V159H165ZM177 159V161H179ZM186 160V159H185ZM184 160V161H185ZM198 162H202L200 161L199 159H197ZM197 160H195V163L197 162ZM210 160V159H209ZM213 160V159H211ZM231 160V158H230ZM248 160V159H247ZM26 161V160H25ZM91 161V160H90ZM110 162V159L108 160ZM107 161V162H108ZM128 161V160H127ZM130 161L128 162L130 164ZM132 161V162H133ZM140 161V160H139ZM138 161V162H139ZM153 161V160H152ZM152 161L149 160V162L153 163ZM160 161V162H161ZM167 161V160H166ZM204 161V160H203ZM208 161V160H206ZM236 161V160H235ZM243 161V159H242ZM251 162V160H249ZM257 161V160H256ZM259 161V160H258ZM260 161V162H262ZM88 162V161H87ZM94 162V161H93ZM106 162V161H105ZM123 162V161H122ZM131 162V163H132ZM159 162V163H160ZM164 162V161H163ZM173 162V161H172ZM171 162V163H172ZM192 162V161H190ZM197 162V163H198ZM223 162V161H222ZM246 161H244L245 163ZM255 162V160H254ZM259 162V163H260ZM36 163V162H35ZM46 163V162H44ZM53 163V162H52ZM90 163V162H89ZM112 165H113V161L110 162ZM157 163V162H156ZM159 163H157L155 167H159ZM164 163H167V162H164ZM186 164V162H184ZM189 163V162H187ZM199 163V164H200ZM217 163V161H216ZM215 163V164H216ZM229 163V162H228ZM237 163V162H236ZM247 163V162H246ZM253 163V162H252ZM263 163V162H262ZM97 164V163H96ZM107 164V165H106ZM120 164V163H119ZM124 164V163H123ZM136 164V162H134L133 164H130V166ZM145 164V163H144ZM144 164H142L144 166ZM150 164V163H149ZM155 164V163H154ZM154 164H152L151 166H153ZM159 164V165H158ZM163 163H161L162 165ZM183 164V163H182ZM203 164V163H202ZM206 164V163H205ZM224 164V163H223ZM239 164V163H237ZM237 164H234L237 165ZM77 165V164H76ZM89 165V164H88ZM87 165V166H88ZM110 165V164H109ZM122 165V164H121ZM127 165V164H126ZM125 165V166H126ZM141 164L139 163V166ZM146 165H147V162H146ZM145 165V167H147ZM190 166V164H187ZM209 165V164H208ZM213 165V164H211ZM220 165V164H219ZM240 165V164H239ZM238 165V166H239ZM252 165V164H251ZM264 165V164H263ZM261 164V167L263 166ZM10 166V165H9ZM34 166V165H33ZM43 166V164H42ZM45 166H47L45 164ZM53 166V165H51ZM86 166V165H85ZM90 166V165H89ZM94 166V165H92ZM136 166V165H135ZM185 166V165H184ZM187 166V168L189 167ZM204 166H207V165H204ZM13 167V166H12ZM138 167V166H136ZM135 167V168H136ZM142 167V166H141ZM167 167H169L167 165ZM182 167V166H181ZM180 167V168H181ZM191 167V166H190ZM216 167V165L214 166V168ZM241 169L244 167H241L239 166ZM260 167V166H259ZM16 168V167H15ZM48 168V167H47ZM151 168V167H150ZM176 168V167H175ZM179 168V169H180ZM213 168V169H214ZM218 168V167H217ZM216 168V169H217ZM220 168H223V166H220ZM217 169L219 172L221 169ZM17 169V168H16ZM88 169V168H87ZM86 169V170H87ZM137 169V168H136ZM144 169V168H143ZM147 169V168H146ZM178 169V170H179ZM224 169V168H223ZM235 169V168H234ZM237 169V167H236ZM235 169V170H236ZM19 170H22V169H19ZM141 170V169H140ZM182 170V169H181ZM185 170V169H183ZM211 170L210 173H211ZM239 169H237L238 171ZM244 170V168H243ZM245 170L246 167H245ZM259 170V169H257ZM8 171L11 172V174H15V170L13 171V169L11 168H8V165H6L4 162H1L0 161V177H3L2 175L7 173ZM131 171V170H129ZM133 171V170H132ZM136 171V170H135ZM134 171V173H136ZM190 171V172H191ZM223 171V170H222ZM26 172V171H25ZM24 172V173H25ZM31 172V171H30ZM81 172V171H80ZM142 172V171H141ZM146 172V171H145ZM149 172V171H148ZM198 172V173H197ZM205 172V173H204ZM242 172V171H241ZM245 172V171H244ZM9 173V172H8ZM20 173V172H19ZM17 173V174H19ZM23 173V172H22ZM23 173V175H24ZM96 173V172H94ZM132 173V172H130ZM129 173V174H130ZM138 173V172H137ZM147 173V172H146ZM164 173V172H163ZM183 173H186V172H183ZM200 173V174H199ZM238 173V172H237ZM236 173V174H237ZM264 173V171H263ZM9 173V175H11ZM13 174V175H14ZM16 175V177H18ZM21 174V173H20ZM19 174V175H20ZM64 174V173H62ZM74 174V173H73ZM139 174V173H138ZM143 174V173H142ZM218 174V173H217ZM234 174V173H233ZM236 174H235V177H236ZM245 174V173H244ZM7 177V174H5ZM23 175L21 176V178H25L23 177ZM56 175V174H55ZM135 175V174H134ZM152 175V174H151ZM27 176V175H26ZM31 176V175H30ZM89 178H87V177ZM186 176V175H185ZM189 176V175H187ZM186 176V177H187ZM192 176V175H191ZM210 176V175H208ZM240 177L241 175H237V177ZM251 176V175H250ZM72 177V176H71ZM183 178V176H181ZM206 177V176H205ZM227 177H229V175H227ZM244 177V175H243ZM248 177V178H247ZM13 178V177H12ZM19 178V177H18ZM16 178V179H18ZM174 178V177H173ZM181 178V179H182ZM218 178L219 181H216L215 179ZM222 178V181L221 179ZM232 178V177H231ZM241 178V177H240ZM25 179H28L25 178ZM69 179V178H68ZM164 179V178H163ZM179 179L178 181H180L181 179L180 178H177ZM176 179V180H177ZM185 179V178H184ZM227 178H225L226 180ZM235 179V178H234ZM237 179V178H236ZM235 179V180H236ZM15 180V179H14ZM32 180V179H31ZM40 180V179H39ZM153 180V179H152ZM8 181V179H7ZM13 181V180H12ZM11 181V182H12ZM22 181V180H21ZM27 181V180H26ZM154 181H158L157 180H154ZM3 182V181H1ZM17 182V181H16ZM227 182V183H226ZM9 183V182H8ZM22 183V182H21ZM21 183L19 185H21ZM95 184L96 187H94L93 185L91 184ZM174 183V182H173ZM190 183V184H189ZM4 184V183H3ZM2 184V185H3ZM24 184V183H23ZM22 184V185H23ZM26 184V182H25ZM70 184V183H68ZM86 184V186H84ZM161 185L163 186L160 187L158 186ZM176 184V183H175ZM5 185H6V181H5ZM14 185V184H13ZM102 185V186H103ZM9 186V185H7ZM29 186V185H27ZM66 186V185H64ZM62 185L59 186L61 189H56V190H60L61 193H63V191L65 192H71L72 195H75L77 197L80 196L79 192L75 189L76 187H71L73 189L70 188V185L64 187ZM5 187V186H4ZM11 187V186H10ZM9 187V188H10ZM16 188V187H15ZM14 188V189H15ZM21 188V187H20ZM24 188V187H22ZM100 188V187H99ZM98 188V189H99ZM165 188V189H164ZM11 189V188H10ZM97 189V188H96ZM102 189V188H101ZM12 190V189H11ZM19 190V189H18ZM30 190V189H29ZM92 190V191H93ZM25 191V190H24ZM57 191V192H58ZM122 191L125 193H122ZM33 192V191H32ZM48 192V191H47ZM46 192V193H47ZM56 192V191H55ZM59 192V193H60ZM122 193V194H119V193ZM209 192V193H207ZM16 193V192H15ZM23 193V192H22ZM95 193V191H94ZM209 194L208 197L209 199H207V195L206 194ZM70 194V195H71ZM17 195V193H16ZM15 195V196H16ZM20 195V193H19ZM49 195V194H48ZM59 195V194H58ZM66 195V194H64ZM111 195V194H110ZM206 195V196H205ZM14 196V195H13ZM28 196V195H27ZM62 196V195H61ZM126 196H135V197H138V198H153V199H156L155 201L159 202V205L161 203V205H169V206H172V209L174 206L180 208V211L181 209H183L182 211L183 212H191V213H194L195 211H204L205 212V209L208 210V213H207V217H211L212 215L213 218L215 217L216 215V211L220 209H213V208H210L209 206H205V205H208V204H205L202 203V202H207V203H210L209 205L213 204L215 207L217 205V203H222L223 205H226V208H225V211L227 213L230 212V217H233L232 219V223L224 226L226 227L229 231H231L232 233L234 232H241L240 234L245 233L246 236V239H239L241 241V246L237 245V246H232L231 248L230 247H227L226 244L224 243V241L221 239V238H225V237H222V236H218V237H212V236H207L204 234L203 230L201 232L197 231V230H194L192 229H189V228H186V229H189L190 232H185L183 231L181 228L177 227V226H173L171 224H169L168 222L166 221H163V220H159L157 218H153V219H147V217L139 210H136L134 208H131L130 204H128V199H126L127 197ZM47 197V196H46ZM63 197H66V196H63ZM63 197H61L62 199L60 200H63ZM73 197H71L72 199ZM76 199V197H75ZM152 199V200H153ZM128 200V201H127ZM143 199H141V202H142ZM150 200V199H148ZM10 203L14 204L13 200L10 199ZM76 201V200H75ZM144 201H146L144 199ZM60 202V201H59ZM57 202V203H59ZM64 202V201H62ZM61 202V203H62ZM148 202V201H147ZM154 202V201H153ZM27 203V202H26ZM60 203V204H61ZM17 204V203H16ZM20 204V203H19ZM63 204V203H62ZM61 204V205H62ZM143 204V202H142ZM155 204V203H154ZM153 204V205H154ZM149 205H152V203L148 204L147 207H150ZM152 205V206H153ZM158 204L156 203L155 206H157ZM212 205V206H213ZM221 205V204H220ZM219 205V206H220ZM10 206V205H9ZM12 206V205H11ZM60 206V205H59ZM49 207V206H48ZM140 207H144V209L146 208L145 206H140ZM140 207L138 208L137 206V209H140ZM158 207V206H157ZM157 207L155 209H152V210H158ZM216 207V208H217ZM223 207V206H222ZM136 208V207H135ZM151 208H154V207H151ZM159 208V207H158ZM163 208V207H162ZM162 208L160 209V211L162 210ZM169 208V207H168ZM245 209V211H243V209ZM1 209V208H0ZM14 209V208H13ZM53 209V208H52ZM148 209V208H147ZM175 209V208H174ZM224 209V208H223ZM223 209H221V211L223 212ZM164 210V209H163ZM167 210V209H166ZM169 210V209H168ZM176 210V209H175ZM216 210V211H215ZM5 211V210H4ZM148 211V210H147ZM159 211V212H160ZM165 211V210H164ZM220 211V212H221ZM21 212V211H20ZM158 212V211H155V213ZM177 212L178 209H177ZM225 212V214H226ZM9 213V212H8ZM59 213V212H58ZM153 213V211L151 212ZM153 213V214H155ZM173 213V212H172ZM57 214V213H56ZM166 214V213H165ZM176 215V213H174ZM199 213H197L198 215ZM223 215V216H226V215ZM58 215V214H57ZM61 215V214H59ZM174 215V216H175ZM192 215H195L196 217V213L195 214H192ZM63 216V214L61 215V217ZM65 215L63 217H66ZM158 216V215H157ZM186 216V215H185ZM189 216V215H188ZM202 216V215H201ZM220 216V215H219ZM222 216V215H221ZM220 216V217H221ZM3 217V216H2ZM68 217V218H69ZM177 217V215L175 216ZM187 217V216H186ZM198 217V216H197ZM227 217V216H226ZM229 217V216H228ZM229 217V219H231ZM58 218V217H57ZM67 218V217H66ZM67 218V219H68ZM178 218V217H177ZM200 218V216H199ZM197 218V219H199ZM203 218V216L201 217V219ZM206 218V216L204 217ZM208 218H206L208 220ZM212 218V217H211ZM3 219V218H2ZM10 219V218H9ZM8 219V220H9ZM24 219V218H23ZM47 219V218H46ZM53 219V218H52ZM62 219V218H61ZM222 219V217H221ZM225 217H224V221H225ZM31 220V219H30ZM174 220V219H173ZM185 220V219H184ZM196 220V219H195ZM203 221L205 219H202ZM202 220H198V223L199 221L201 222ZM207 220H205L204 222H206ZM23 221V220H22ZM32 221V220H31ZM175 221V220H174ZM191 221V220H190ZM202 221V222H203ZM227 221V220H226ZM10 222V221H9ZM19 222V221H18ZM33 222V221H32ZM208 222V221H207ZM219 222V221H218ZM230 222V220H229ZM14 223V221H13ZM15 223H17V221H15ZM14 223V224H15ZM24 223H26L24 221ZM29 223H31L29 221ZM35 223V222H34ZM50 223V222H49ZM189 223V222H188ZM191 223V222H190ZM193 223V222H192ZM196 223V222H195ZM212 224V221L209 222ZM19 224V223H18ZM41 224V223H40ZM60 224V223H59ZM77 224V223H76ZM83 224V225H82ZM174 224V223H173ZM219 224V223H218ZM69 225V224H68ZM205 225V224H204ZM216 225V224H215ZM225 225V224H224ZM76 226V225H75ZM42 227V226H41ZM36 228V227H35ZM207 228V227H206ZM45 229V228H44ZM198 229V228H197ZM203 229V228H202ZM201 230V229H200ZM226 230V229H225ZM203 232V233H202ZM230 232H226V234L229 235ZM232 233H230L232 235ZM237 234V233H236ZM223 235V234H221ZM227 235V236H228ZM231 235H229L231 237ZM236 236V235H235ZM241 236V235H240ZM233 237V236H232ZM231 238H226V239H232ZM239 237V236H238ZM243 237V235H242ZM236 238V237H235ZM234 238V239H235ZM241 238V237H240ZM237 240V238H236ZM237 240V241H238ZM232 241V240H231ZM234 241V240H233ZM240 241H238L240 243ZM230 242V241H229ZM235 242V241H234ZM231 243V242H230ZM5 244H8L11 248V250L9 249V246H7L6 248H8V250H10L11 252V256H9L10 258H12L11 260L8 259L5 261L3 255H4V250L2 251L3 247ZM232 244V243H231ZM5 247V246H4ZM37 248V249H36ZM54 248H52L53 250H55ZM5 249V248H4ZM52 249H48V250H51ZM58 249V250H57ZM6 250V249H5ZM38 250H41L40 248ZM43 250V249H42ZM41 250V251H42ZM46 250V252L48 251ZM7 251V250H6ZM39 252V251H38ZM45 252V249L44 251ZM41 252V253H43ZM50 252V251H49ZM53 252V251H52ZM57 252V253H58ZM10 253H8L7 251V254L9 255ZM22 253V252H21ZM20 253V254H21ZM24 254V255H25ZM39 254V253H38ZM44 255H47L51 253H43ZM76 255V256H75ZM41 256V255H39ZM54 256H57V255H54ZM182 259H180V257H182ZM8 257V258H9ZM25 259H26V256H24ZM42 258V257H40ZM48 258V256H47ZM53 258V257H51ZM51 258H48V259H51ZM56 258H61L60 256L59 257H56ZM63 258V256H62ZM72 258V257H71ZM47 259V260H48ZM66 259V258H65ZM70 259V258H68ZM78 259V258H77ZM24 260V259H23ZM29 261L31 259H28ZM39 260V259H38ZM53 260V259H52ZM58 260V259H56ZM55 260V261H56ZM61 260V259H60ZM63 260V259H62ZM72 260V259H71ZM75 261H77L76 259H73ZM72 260V261H73ZM40 261V260H39ZM38 261V262H39ZM42 261V259H41ZM149 261V262H148ZM25 262V261H24ZM23 262V263H24ZM28 261H26L25 263L27 264ZM47 262V261H46ZM54 262V261H53ZM60 262V261H59ZM65 262V261H63ZM68 262V261H67ZM148 262V263H147ZM52 263V261H51ZM50 263V264H51ZM66 263V262H65ZM71 263V261H70ZM74 264L78 263L79 264V261L78 262H73ZM72 263V264H73ZM81 263V262H80ZM39 264H42L39 263ZM44 264V263H43ZM46 264V263H45ZM53 264V263H52ZM55 264V263H54ZM57 264H58V261H57ZM82 264V263H81ZM85 264V262H84Z\"/></svg>","mask_w":264,"mask_h":264},{"label":"rangeland","instance_id":"2","mask_svg":"<svg viewBox=\"0 0 264 264\" xmlns=\"http://www.w3.org/2000/svg\"><path fill=\"white\" fill-rule=\"evenodd\" d=\"M1 1H3V3L6 5H4V4H1L2 2ZM13 1V3H11ZM12 1H10V0H8V3H7V1L6 0H0V5H1V9H0V11L2 10H4L3 12H6V13H1L2 14V16H4L5 15V17H8L7 19V21H10L11 19H12V16L14 17V14H18L19 13V15L21 16V19H26L25 21H23V20H21L20 19V16H16V18H18L19 17V20H21V21H23L25 24H26V26H30L31 25V27H34V26H38V24L41 26V27H46L45 26V24L47 25V31H44V32H37L38 34H39V38H36V37H38L37 35V33H35V35L33 34L32 35V40H34L35 38H36V40L38 39L39 41L41 40H43V41H45L50 35V39H47L48 40V42H49V40H50V42L52 41V39H53V37H54V39H53V41L54 40H56L57 38H59V37H61L63 34V37L65 36H68L69 34H71V33H73L77 28V26H79V23H80V28L81 27H83L82 28V30L83 31H81L80 32V34H82L81 36L79 35L76 39L78 40L79 39V43L80 42H82V41H87V40H91L92 38H93V36H94V38L93 39H95L97 36H98V34L99 35H101V36H98L97 38H96V40H98V39H101V41H108V39H112L111 41H113L116 45H114L113 46V49H112V47H111V51L112 52H109V53H106V54H103V57H101V58H95L94 57V59H98V63L96 62V60L95 61H93L94 59L93 58H91L92 59V61L93 62H95V63H97V65L94 63L93 64V62H88L89 60L91 61V59H88V61L86 60V61H84L83 59H78L79 61H76V59H74V58H72L71 59V62L68 64V62H64V63H62V64H59V65H57V66H61L60 68L59 67H53V68H51V69H43L41 66H43V64H42V62L40 63V62H36V57H33L32 55H27V56H24V57H22L21 59H18L15 63L16 64H18V65H20V66H22L23 68H24V70H27V71H24L25 73V75L27 76V77H24L23 79L25 80V78H26V82L24 81V82H20V85L21 84H23V83H26V84H24V85H21V88L20 87H18V86H16V82L14 83V85H10V87H6L7 86V84L8 83H10V82H8V83H5L6 84V86L5 85H1L0 86V88L1 89H4L5 88V90H7L6 92L7 93H5L4 91L5 90H1L0 89V94H2V95H5V94H7V95H5V96H7L8 98L10 97V96H12V92H15V91H11V90H9L10 88L12 89V90H16L15 88H18L17 90H19V88H20V92L22 91H24L23 93H20V92H18V96H19V94L20 95H24V96H27V97H30V95L31 96H33L32 94H35L34 96H37L38 98H40V97H43V98H45V100H48V98L50 99V100H55V101H59V99L61 100V99H63V97L65 96H68L69 95V93H70V95H72V96H74L75 94H77V95H82L83 94V92L85 91V92H87V91H89L90 89L92 90V88L93 89H98L97 91H102V89L104 88V86H102V85H104L105 83H106V85L107 84H110L111 82H113V81H115V82H113L112 84H114V85H117V87L118 88H120V90H125L124 89V86L126 85V83H128L125 87H129V85L131 84V83H136V84H134V85H137V87L135 86V88L137 89L138 87H139V89L140 88H142V87H144V85L147 83V80L151 77H153V79H149L150 81H152L153 83H156V82H154V79L157 77L158 78V76H160L161 75V77H159L158 78V80H157V78L155 79V81L157 80L158 82H162V80H163V82L164 83H166L168 86H169V89L171 90V91H173V89H171V88H174L175 86V84L178 82V78L180 77V76H178L179 74H181V75H183V73H184V71L183 70H185L186 71V68H187V64H190V63H193L194 61L195 62H199V63H212V64H218V65H220V64H227V63H229V60L231 61V63L233 62V63H235L236 62V60H234V59H238L239 61H241V58L242 59H248V58H246V56H248V54H249V58L250 59H248V60H251L252 59V57H253V59H252V61L254 60V59H257L256 61H259V60H264V46H262V45H264V21H262V22H260V24L258 23L257 25H255V26H253V27H251L250 28V30H249V32L247 31L246 33H244V35L243 34H241L240 32H236L235 34L234 33H232V34H230V35H234V36H221V38L220 37H216L217 38V40L218 39H222V40H220V42L221 43H219L217 40H215V38L214 39H212V43L210 44V43H208L207 45H203V46H201L202 44H200V46H199V44H197L198 46H196V48H195V44L194 45H192L193 47H191V46H186V45H179L180 47L177 49V50H175V49H173L172 48V46H168V45H171V41L172 40H168V39H171V38H173V36L172 35H170V33L172 34V28L170 27V21L169 20H167L166 19V17H157L158 15H156L155 14V12H154V10L153 11H151L152 9L150 8L152 5H155V6H157V7H160V6H158L159 4L160 5H162L161 7H163L164 5H165V7H163V8H165V9H168V8H170L171 7V13L173 12L174 14H177V15H179V17H183L182 19H184V17H185V19H186V17L189 19V20H192V22H193V24H192V26L194 27V24H195V27H196V29L197 30H199L200 29V27L202 26L203 28H204V26L206 27V25H207V27L208 26H212V22H213V19H211L212 21H210L209 19L210 18H212V16H213V13L210 11V10H202V11H200V10H198V11H196V12H194V15L193 14H191V15H189L188 13H185L183 10H182V8H180L181 7V5L183 4L182 2H184V0H170V1H168V0H156V1H153V2H150V1H146V0H113L112 2L114 3V5L116 4V6H115V9L117 10V11H119V13H118V15L117 16H114V18L117 20H115L113 23H111V24H108V25H102V24H100V25H97L96 26V28H94V27H89L90 26V22L89 21H91V19L93 18V16H92V11H96V12H94V16L96 15V18H98V17H102V16H104V17H106V16H110V13H111V11L113 10V7H114V5L112 4V6L111 5H109L108 7H102V8H98V7H90V6H92V5H90V3H91V0H54V2H52V0H50V1H48V0H29V1H32V2H28V0H25V2H24V0H15V2H14V0H12ZM18 1H20L21 3H19V4H17V2ZM27 1V2H26ZM37 1V2H36ZM39 1V2H38ZM40 1H42V2H40ZM44 1V2H43ZM56 1V2H55ZM89 1V2H88ZM173 1V2H172ZM176 1V2H175ZM179 1H180V3H179ZM182 1V2H181ZM9 2H10V4L12 5V7L10 8V5H9ZM24 2V3H23ZM45 2H47L46 3V5H45ZM88 2V3H87ZM146 2V3H145ZM23 3V4H22ZM26 3V4H25ZM28 3V4H27ZM41 3V4H40ZM50 3H51V6H50ZM121 3V4H120ZM125 3V4H124ZM128 3V4H127ZM153 3H155V4H153ZM159 3V4H158ZM166 3L167 4H169V5H167V7H166ZM231 3H232V1H231ZM234 3H236V2H234L233 1V3L232 4H234ZM15 4H17L18 6H16ZM25 4V5H24ZM31 4H33V6L31 5ZM39 4V5H38ZM56 4V5H55ZM120 4V5H119ZM147 4V5H146ZM149 4V5H148ZM172 4H174V5H172ZM8 5V6H7ZM24 5V6H23ZM26 5L28 6V5H30L31 6V8L28 6V7H26ZM58 5H59V7H58ZM65 5H67V6H65ZM89 5V6H88ZM127 5V6H126ZM134 5V6H133ZM137 5V6H136ZM235 5H237V4H235ZM234 5V6H235ZM4 6V7H3ZM56 6V7H55ZM83 6V7H82ZM111 6V7H110ZM129 6H130V8H129ZM139 6V7H138ZM149 6V7H148ZM6 7H8V9L7 10H9V8L10 9H12L13 7L15 8H13L12 10H14V12H16V13H14L12 10H10V11H7L6 10ZM24 7H25V9H24ZM33 7V8H32ZM37 7V8H36ZM47 7V8H46ZM72 7V8H71ZM121 7V8H120ZM5 8V9H4ZM50 8V9H49ZM57 8H59V10L57 9ZM92 8V9H91ZM99 9V11L101 10V12H99L97 9ZM107 8V9H106ZM108 8H111L110 10L108 9ZM119 10H118V9ZM142 8V9H141ZM28 9H30L31 11L33 10V13H31ZM38 9V10H37ZM43 9V10H42ZM52 9V10H51ZM106 9V10H105ZM175 9V10H174ZM177 9V10H176ZM6 10V11H5ZM23 10H24V12H23ZM36 10V11H35ZM62 10V11H61ZM103 10H105V11H103ZM109 10V12H108V14H105V12L107 13V11ZM116 10H113L112 12H113V14H114V11H116ZM173 10V11H172ZM181 10V11H180ZM28 11V12H27ZM38 11H40V13L38 12ZM58 11V12H57ZM59 11L61 12V13H59ZM90 11V12H89ZM122 11V12H121ZM181 13H180V12ZM9 14H8V13ZM11 12H13L14 14H12ZM29 12H30V14H29ZM44 12V13H43ZM89 12V13H88ZM99 14H98V13ZM129 12V13H128ZM153 14H152V13ZM177 12V13H176ZM179 12V13H178ZM198 12H201V13H198ZM48 13V14H47ZM83 13V14H82ZM88 13V14H87ZM96 13V14H95ZM100 13H102V14H100ZM103 13H104V15H103ZM117 13H115V14H117ZM147 13V14H146ZM1 14H0V16H1ZM6 14H8V15H6ZM33 14V15H32ZM37 15V14H39V15H37V16H35V15ZM40 14H42L41 15V17H40ZM44 14V15H43ZM73 14V15H72ZM88 15V16H86V15ZM97 14L98 15H100V16H97ZM112 13H111V15H113ZM150 14V15H149ZM186 14V15H185ZM201 14V15H200ZM204 14H205V17H204ZM11 17H10V16ZM67 15H69V16H67ZM71 15V16H70ZM74 15H76V16H74ZM82 15H84V17L82 16ZM92 17H91V16ZM102 15V16H101ZM119 15H122V16H119ZM127 15V16H126ZM130 15V16H129ZM153 15V16H152ZM156 15V16H155ZM200 15V16H199ZM25 16V17H24ZM38 16L40 17V18H38ZM74 16V17H73ZM77 16H78V18H77ZM79 16H80V18H79ZM86 16V17H85ZM90 16V17H89ZM120 18H119V17ZM24 17V18H23ZM32 17H35L36 18V20H35V18H34V20L37 22V20H39L37 23H35V21L33 20V18ZM61 17H63V18H61ZM71 17H73V19L76 17V19L78 20L79 19V21H75V20H73ZM157 17V18H156ZM191 17V18H190ZM2 18H4V17H2ZM9 18H11V19H9ZM15 18V17H14ZM28 18V19H27ZM38 18V19H37ZM58 18V19H57ZM87 18V19H86ZM89 18H91V19H89ZM123 18V19H122ZM125 18V19H124ZM159 18V19H158ZM32 20L31 22L29 21V20ZM69 21H68V20ZM89 19V20H88ZM160 19H161V21H160ZM165 19V20H164ZM188 19H186V21L187 22H189L188 21ZM194 19V20H193ZM204 19V20H203ZM121 20H122V22H121ZM124 20V21H123ZM138 20V21H137ZM199 20V21H198ZM206 20V21H205ZM34 21V22H33ZM56 21H59L60 23H58V22H55ZM71 21H72V23H71ZM74 21H75V23H74ZM82 21V22H81ZM84 21H85V23H84ZM158 21V22H157ZM201 21V22H200ZM40 22H41V24H43V26L40 24ZM121 24H120V23ZM126 22V23H125ZM133 22V23H132ZM137 22V23H136ZM161 22V23H160ZM165 22V23H164ZM197 22V23H196ZM209 22H210V25H209ZM30 25H29V24ZM58 23V24H57ZM75 25H74V24ZM88 25H87V24ZM201 23V24H200ZM208 23V24H207ZM28 24V25H27ZM57 25L56 27H55V25ZM71 24V25H70ZM72 24H73V26H72ZM118 24H120V25H118ZM170 24V25H169ZM199 24V25H198ZM213 24H214V22H213ZM63 25V26H62ZM67 25H69V26H67ZM111 25H113V26H111ZM160 25V26H159ZM164 25V26H163ZM39 26V27H40ZM51 27V29L50 28H48V27ZM75 26V27H74ZM108 26V27H107ZM112 28H111V27ZM117 26V27H116ZM130 26V27H129ZM162 26V27H161ZM167 26V27H166ZM169 26V27H168ZM198 26V27H197ZM200 26V27H199ZM65 27V28H64ZM105 27H106V29H105ZM135 27V28H134ZM137 27V28H136ZM141 27V28H140ZM144 27V28H143ZM194 27V28H195ZM201 27V29H203ZM258 27V28H257ZM56 28H58V29H56ZM87 28L89 29V30H87ZM92 28V29H91ZM102 28V29H101ZM104 28V29H103ZM170 28H171V30H170ZM68 29V30H67ZM257 29V30H256ZM49 30H51V34L49 33ZM67 30V31H66ZM71 30H72V32H71ZM112 30V31H111ZM113 30H114V32H113ZM157 30H159V31H157ZM166 30H168L169 32V34H167V31ZM252 30V31H251ZM54 32V34H53V32ZM61 31V32H60ZM95 31V32H94ZM97 31H98V33H97ZM106 31V32H105ZM116 31H118V32H116ZM125 31V32H124ZM127 31V32H126ZM149 31V32H148ZM261 31V32H260ZM46 32V33H45ZM49 33V36H48V33ZM64 32V33H63ZM101 32V33H100ZM41 33V34H40ZM44 33V34H43ZM56 33V34H55ZM57 33H58V35H57ZM69 33V34H68ZM92 33V34H91ZM114 33H116L117 34V36H118V38H117V36L115 37L113 34ZM138 33V34H137ZM144 33V34H143ZM45 34H47V35H45ZM62 34V35H61ZM108 34V35H107ZM111 36H110V35ZM131 34V35H130ZM143 34V35H142ZM169 36L170 35V37H168L167 35ZM174 34V33H173ZM249 34V35H248ZM43 35H44V37L45 36H48V37H43ZM54 35V36H53ZM93 35V36H92ZM95 35H96V37H95ZM105 35V36H104ZM152 35V36H151ZM162 35V36H161ZM236 35V36H235ZM238 35V36H237ZM239 35H241V36H239ZM248 35V36H247ZM40 36H41V38H40ZM115 37V39L113 40V38H111V37ZM159 36V37H158ZM172 36V37H171ZM43 37V38H42ZM57 37V38H56ZM85 37V38H84ZM89 37V38H88ZM99 37H101V38H99ZM106 37H107V39H106ZM123 37V38H122ZM165 37H167V38H165ZM223 37H225V38H223ZM252 37V38H251ZM82 38V39H81ZM117 38V39H116ZM136 38V39H135ZM163 38V39H162ZM165 38V39H164ZM229 38V41L227 40ZM247 38H249V39H247ZM106 39V40H105ZM174 39V38H173ZM225 39V42H223V40ZM232 39V40H231ZM251 39H253V40H251ZM258 39V40H257ZM77 40H72V41H67V42H65V43H63V44H61V43H59L58 45L56 44V43H53L52 44V42H51V44L52 45H49V46H47L48 47V49H49V51H48V49H45L44 51L42 50V52L41 53H39V55L37 56V57H42V58H44V57H46L47 55L49 56L50 55V53L52 52V53H54V52H56V51H58V52H62L63 50H65V49H69V50H72L71 49V47L70 46H72V48L75 46V45H77L76 43H78V41ZM80 40H82V41H80ZM120 40V41H119ZM124 40V41H123ZM129 40V41H128ZM131 40V41H130ZM153 40V41H152ZM165 40H168L167 42L165 41ZM35 41V40H34ZM77 41V42H76ZM99 41V40H98ZM213 41L215 42V44H213ZM258 41H259V43H258ZM55 42V41H54ZM76 42V43H75ZM122 42V43H121ZM141 42V43H140ZM156 42V43H155ZM247 42H248V44H247ZM74 43H75V45H74ZM119 43V44H118ZM226 43V44H225ZM241 43V44H240ZM243 43V44H242ZM56 44V45H55ZM117 44H118V48H116V46H117ZM123 44V45H122ZM130 44V45H129ZM148 44V45H147ZM163 44V45H162ZM168 44V45H167ZM221 44H223V45H221ZM248 45V46H246V45ZM127 45V46H126ZM159 47H158V46ZM161 45V46H160ZM210 45V46H209ZM215 45V46H214ZM51 46V47H50ZM130 46V47H129ZM181 46H183V49H182V47ZM213 46V47H212ZM236 46V47H235ZM258 46V47H257ZM53 47V48H52ZM58 47V48H57ZM62 47V48H61ZM188 47V48H187ZM202 47V48H201ZM222 47V48H221ZM249 47V48H248ZM60 48V49H59ZM64 48V49H63ZM115 48V49H114ZM121 48V49H120ZM124 48V49H123ZM134 48H136V49H134ZM143 48V49H142ZM168 48V49H167ZM217 48V49H216ZM31 49H32V47L30 48V51H31ZM118 49H120V50H118ZM127 49V50H126ZM158 49H159V51H158ZM161 49V50H160ZM171 49H173V50H171ZM181 49V50H180ZM198 49V50H197ZM204 49V50H203ZM220 49V50H219ZM250 49V50H249ZM259 49V50H258ZM143 50V51H142ZM157 50V51H156ZM211 50V51H210ZM237 50H240V51H237ZM245 50V51H244ZM122 51H123V53H122ZM128 51V52H127ZM136 51V52H135ZM247 51V52H246ZM60 52V53H61ZM153 52V53H152ZM177 52V53H176ZM223 52V53H222ZM51 53V54H52ZM148 53V54H147ZM173 53V54H172ZM215 53V54H214ZM252 53V54H251ZM256 53V54H255ZM170 54V55H169ZM245 54H247V55H245ZM42 55V56H41ZM62 55L64 56V55H66V54H63L62 53ZM107 55V56H106ZM109 55V56H108ZM125 55V56H124ZM123 56V57H122ZM155 56H157L156 58H155ZM211 56V57H210ZM224 56V57H223ZM244 56V57H243ZM261 56H262V59H260L261 58ZM73 57V56H72ZM128 57V58H127ZM181 57V58H180ZM184 57V58H183ZM215 57V58H214ZM76 58H77V56H76ZM154 58V59H153ZM161 58V59H160ZM179 60H178V59ZM206 58H209V60H211V62H209V60L208 59H206ZM211 58V59H210ZM229 58H231V59H229ZM135 59V60H134ZM186 59V60H185ZM191 59H193V60H191ZM74 60H75V63H74ZM83 60V61H82ZM101 60V63L102 62H104V63H100L99 61ZM110 60V61H109ZM127 60V61H126ZM163 60V61H162ZM199 60V61H198ZM228 60V61H227ZM233 60V61H232ZM237 60V61H238ZM167 61V62H166ZM169 61V62H168ZM170 61H171V66L169 65V64H167V63H170ZM208 61V62H207ZM215 61H217V62H215ZM238 61V62H239ZM79 62V63H78ZM83 62H85V63H83ZM194 62V63H195ZM214 62V63H213ZM224 62V63H223ZM15 63H11L12 65H16ZM154 63V64H153ZM166 63V64H165ZM176 63V64H175ZM182 63H184V64H182ZM185 63H187V64H185ZM232 63V64H233ZM10 64V65H11ZM27 64V65H26ZM64 64H67L68 65V67H67V65L65 66ZM71 64V65H70ZM99 64V65H98ZM107 64V65H106ZM163 64V65H162ZM178 65V67L177 66H175V65ZM180 64V65H179ZM24 65H26V66H24ZM30 65V66H29ZM111 65V66H110ZM123 65V66H122ZM144 65V66H143ZM146 65V66H145ZM149 65V66H148ZM152 65H154V66H152ZM162 65V66H161ZM165 65V66H164ZM184 65V66H183ZM186 65V66H185ZM29 66V67H28ZM72 66V67H71ZM118 66V67H117ZM126 66V67H125ZM158 66H159V69H158ZM164 66V67H163ZM167 66V67H166ZM170 66V67H169ZM175 66V67H174ZM180 66H181V68H180ZM182 66H183V68H182ZM128 67V68H127ZM141 67H143V68H141ZM153 67V68H152ZM157 67V68H156ZM166 67V68H165ZM169 67V68H168ZM173 67V68H172ZM177 67V68H176ZM186 67V68H185ZM29 70H28V69ZM35 70H34V69ZM40 68V69H39ZM127 68V69H126ZM156 68V69H155ZM174 69L175 68V70H173V72L171 71V73L173 74V76L174 77H178V78H176V79H178L177 81H176V79L175 78H173V76H171V73L169 74V72H170V70H172V69ZM43 69V70H42ZM58 69V70H57ZM78 69V70H77ZM140 69H141V71H140ZM147 69H149L148 70V72H147ZM153 69V70H152ZM158 69V70H157ZM166 69V70H165ZM176 69H177V76H175V71H176ZM179 69H181L182 71V73L180 72V70ZM51 72V74H50V72ZM52 70V71H51ZM111 70V71H110ZM152 70V71H151ZM156 70V71H155ZM31 71V72H30ZM41 71V73H42V75H40V72ZM43 71V72H42ZM62 71V72H61ZM102 71V72H101ZM137 71V72H136ZM150 71V72H149ZM179 71V72H178ZM34 73V74H33ZM47 74V76H46V74ZM52 73H53V75H52ZM132 73V74H131ZM147 75H146V74ZM149 73V74H148ZM157 73V74H156ZM160 73V74H159ZM162 73H164V74H162ZM179 73V74H178ZM49 74V75H48ZM89 74V75H88ZM109 74V75H108ZM134 74V75H133ZM144 76H143V75ZM155 74L157 75V76H155ZM166 74V75H165ZM24 75V76H25ZM43 75H44V77H43ZM126 75V76H125ZM137 77H136V76ZM138 75H140V76H143V78L145 77V75H146V79H142L143 80V82H142V80H141V78L142 77H140L139 78V76ZM169 75V76H168ZM56 76V77H55ZM148 76V77H147ZM170 76H171V79H169L170 78ZM46 77V78H45ZM49 77V79H47ZM51 77V78H50ZM128 77V78H127ZM137 78V80H136V78ZM162 77H165V78H163V79H161ZM169 77V78H168ZM182 77V76H181ZM114 78H115V80H114ZM125 78L126 79H128V80H126L125 81ZM131 78H132V80H131ZM135 78V79H134ZM139 78V79H138ZM36 79V80H35ZM52 79H53V81H52ZM63 79V80H62ZM122 79H123V81H122ZM134 79V80H133ZM165 79V80H164ZM32 80H34V81H32ZM49 80V81H48ZM73 80V81H72ZM107 80V81H106ZM119 80V81H118ZM120 80H121V82H120ZM135 80H136V82H135ZM145 80H146V82H145ZM148 80V81H149ZM159 80H161V81H159ZM43 81V82H42ZM55 81V82H54ZM64 81V82H63ZM99 81V82H98ZM111 81V82H110ZM118 81V82H117ZM130 81V82H129ZM133 81V82H132ZM167 81H172V82H170V83H168ZM176 81V82H175ZM108 82H110V83H108ZM123 82V83H122ZM181 81H179L178 82V84L176 85V87H175V89H174V91L173 92H176V93H178L177 92V88L179 89L178 91H181L180 93H178V94H174L173 92H171V94H170V98H169V96H168V98H164V101H166L167 103H169V104H171L175 109L177 108V110L179 109V108H182V109H186L187 107L189 108H187L184 112L181 110V112H183L184 114H187V115H189V114H191L190 116L191 117H194L193 118V122H191V123H188V124H190V126L191 127H189V125L188 124H178L179 125V127H178V125L177 126H172L171 128L172 129H170V132H169V130L166 132L167 133V138H169L170 139V137H171V139H172V141H173V139H174V141H176V139H178V143L180 142V141H182V143L180 142L178 145L179 146H181V148L179 149V146L177 145V143L176 142H174V143H176V144H171L172 143V141H170L169 142V145L167 146V147H164V146H162L161 145V143L160 142H158L159 144H157L158 145V147H156L155 145H151V143H146V145H148V146H146V145H144L145 147H148V149H146V148H143V147H141V149L139 148V150H138V148H135V147H132V149H131V146H132V144L129 146V145H127V144H130L131 143V140L129 139V138H127V139H125V141L126 142H124V143H122V145L120 144V145H115V144H113L112 143V145H114V146H112L111 144L110 145H107L109 148L108 149H114V151L113 150H110V151H108V153L107 154H104L105 156V158H107V156L109 155V159H110V162H114L113 163V165L107 160V159H103L102 160V162L104 161V164L105 163H107L106 165L111 169L110 171H112V168H113V171H114V169L119 165V166H123V169L124 170H128L129 168L128 167H130V168H132V167H134V168H132V169H129V170H131V171H129L128 170V172L130 173V172H132V173H128L127 175H130V176H145L144 178H149L151 181H153V182H168V183H171L172 181L174 182H172V185L174 184L175 186H178V184H180V182L182 181V182H184V181H189L190 182V180H192V178H193V176H195L193 173H192V171H191V168H193V167H196L195 165H197L198 164V166L200 165L202 168V170H204L205 171V169L206 168H208L207 169V172L206 173H208V175H210V176H208L207 174H203V178H204V180H205V182L207 181H209V177H212V176H218V177H222V178H224L223 179V181H222V178H220L221 179V181H222V184H223V186L224 187H230L229 186V184L231 185V186H233V182L231 183L230 182V180H229V178L231 179V181H234V183H235V181H237L238 179H242L243 180V178H244V180H246L245 178H246V175L250 178V177H252V175H253V172H250L249 171V167L251 166H253L254 168H256L257 167V169H259V170H257L256 169V173L257 172H259V171H261L262 169H264V159H263V161L262 160H260V159H262L264 156V151H262V152H257V153H260V154H257V153H252V151H250V150H246L247 148H245V149H243V148H235V146L238 144H241V145H245V146H248L249 144H250V141H253V138L254 137H249L247 134H248V129L250 128V123L248 124L247 122H246V124H247V127H246V124H245V127L243 126L244 125V123L242 124L240 121L242 120V117H244L243 115H245V117H246V115L248 116V114H246L247 112L248 113H250V110H249V107L247 106H245V105H243V106H245V107H238V105L240 104L239 102H241V101H245V97L246 96H244L243 94H241V92L239 93V92H237L238 91V84H235V83H233L232 85H226V86H223V88H226V90H227V92L226 93H224L223 95H225V94H227V95H225V96H223L222 94H220V95H218V93H216V92H214V91H212L213 89L211 88V87H209V88H207V87H205V86H202V85H198V83H196V87H195V83L193 82H181ZM32 83V84H31ZM34 83V84H33ZM118 83H121V84H119L118 85ZM138 83H139V85H138ZM187 83V84H186ZM191 85H190V84ZM11 84H13V82L11 83ZM46 84H48V85H46ZM50 84V85H49ZM101 84V85H100ZM122 84L124 85V86H122ZM143 84V85H142ZM186 84V86H190V88H188V87H183L184 85ZM25 85H26V88H22V86H24L25 87ZM29 85V86H28ZM42 85V86H41ZM105 85V86H106ZM133 85V86H134ZM198 85V86H197ZM3 86H4V88H3ZM9 86V85H8ZM34 86H35V88L37 89V87H38V89L39 90H41V88H43L42 89V91L39 93V91H37L35 88H34ZM46 88H45V87ZM92 86V87H91ZM98 86V87H97ZM100 86V87H99ZM102 86V87H101ZM122 86V87H121ZM132 86V87H133ZM231 86H236L237 88H232ZM259 86H260V84H259ZM257 87L256 86V88H255V91L257 90L258 91V95L260 96V94H261V97H264V93H263V95H262V92H264V83H262L261 84V86L260 87ZM40 87V88H39ZM56 87V88H55ZM91 87V88H90ZM180 87H181V90H180ZM6 88H9V89H6ZM30 88V89H29ZM32 88V89H31ZM79 88V89H78ZM101 88V89H100ZM126 88V89H127ZM193 88V89H192ZM263 88V89H262ZM23 89V90H22ZM26 91H25V90ZM33 89H35L36 91H33ZM72 89H73V92H72ZM82 89H84V90H82ZM191 89V90H190ZM195 89V90H194ZM202 89V90H201ZM204 89V90H203ZM206 89V90H205ZM235 89V90H234ZM249 89V88H248ZM16 90V91H17ZM28 90H30V93H28L29 91ZM31 90H32V92H34V93H32L31 92ZM79 90V91H78ZM187 90H188V92H187ZM197 90V91H196ZM201 90V91H200ZM229 90V91H228ZM8 91H10V92H8ZM28 91V92H27ZM55 91V92H54ZM75 91L76 92H79V93H75ZM183 91V92H182ZM202 91H206V92H209L208 94L206 93V95H205V93L203 92V94H202ZM231 91H233L234 92V94L236 95V97L233 95V93L231 92ZM240 91V90H239ZM261 91V92H260ZM37 92V93H36ZM68 93L67 95L65 94V95H62V94H64V93ZM197 92V93H196ZM213 92H214V94H213ZM230 92H231V94H230ZM9 93L11 94V95H9ZM57 95H56V94ZM98 93V92H97ZM200 93V94H199ZM237 93H238V95H237ZM28 94H30V95H28ZM53 94H54V97H55V99H54V97H53ZM59 94H61V96L59 95ZM180 94H182V95H180ZM213 94V95H212ZM240 94H241V96H240ZM17 95H15V97L13 96V98L15 99H18L17 97ZM41 95V96H40ZM56 95V96H55ZM60 97H59V96ZM172 95V96H171ZM173 95L175 96L174 98L175 99H172L173 98ZM190 95V96H189ZM201 95V96H200ZM204 95V96H203ZM217 95V96H216ZM231 95V96H230ZM17 96V97H16ZM46 96V97H45ZM176 96H180V97H176ZM51 97H53V98H51ZM57 97H59V98H57ZM172 97V98H171ZM212 97V98H211ZM227 97V98H226ZM234 97V98H233ZM251 97V96H250ZM254 97V96H253ZM43 98H40V99H43ZM57 98V99H56ZM177 98V99H176ZM245 98V99H244ZM252 98V97H251ZM251 98H248V101L251 99ZM166 99V100H165ZM169 99H172L173 101H170ZM188 99V100H187ZM227 99V100H226ZM238 99V100H237ZM241 99V100H240ZM243 99V100H242ZM264 98H262V101L263 102H261V103H259L258 104V106L259 107H261V109H263V110H258L257 111V114H258V112H259V117H255L254 118V120L253 121H255V119L256 120H264V100H263ZM175 100H178V101H176V102H174ZM182 100V101H181ZM223 102H222V101ZM225 100V101H224ZM236 100V102L234 103V101ZM164 101H162L163 103H164ZM188 101H190L189 103H187ZM233 103H232V102ZM166 102L164 103V105H162V107H164L165 109L167 108V110L168 109H173V107H171V105L169 106V104H166ZM172 102L174 103V104H172ZM184 102V103H183ZM199 102V103H198ZM220 102V103H219ZM156 103H160L159 105L160 106H158V105H156V106H150V107H152L151 108V111H161V109H163L164 111H165V109L164 108H162L161 107V102H156ZM156 103H153L152 105H155ZM176 103V104H175ZM177 103H178V106H177ZM179 103L181 104V106L179 107ZM191 103V105H189ZM203 103V104H202ZM233 105H232V104ZM237 103V105L235 106V104ZM166 104V105H165ZM221 104V105H220ZM133 105H134V107H133ZM175 105H176V107H175ZM183 105H185L184 107H183ZM186 105H187V107H186ZM196 105V106H195ZM205 105V106H204ZM261 105V106H260ZM15 106V105H14ZM133 107V109H132V107ZM136 106V107H135ZM157 106L159 107L158 108V110H157ZM169 106V107H168ZM192 106V107H191ZM226 106V107H225ZM131 107V108H130ZM153 107H156L155 109L153 108ZM235 107H238V109L239 110H237V108H235ZM139 108H141L140 107V105L138 104H132V105H129V107L127 106V110H126V112H131V113H133L132 115L130 114V118L128 117V119L129 120H126L125 121V123L127 122L128 124H134V123H136L135 121H137V122H140L141 120H143V117H141V116H143V114L144 113H139V114H137L136 112H139ZM235 110H234V109ZM245 110H244V109ZM9 109H15V112H19L18 114L19 115H24L23 117H25L26 116V112H28L29 111V109L28 110H24V111H19V110H17V108H13V107H11V108H9ZM131 109H132V111H131ZM137 109H138V111H137ZM154 109V110H153ZM31 110V109H30ZM33 110V109H32ZM244 110V111H243ZM135 111V112H134ZM191 111V112H190ZM246 111V112H245ZM262 111V112H261ZM8 111H5V113H7ZM11 112H13V111H11ZM242 112V113H241ZM4 113V114H5ZM100 113V112H99ZM98 112L96 113V114H99ZM102 114H100V115H96V116H99V117H101V120L103 119V116H101V115H104V118H105V115L107 116V114H105V113H103V112H101ZM183 113H181V114H183ZM218 113V114H217ZM135 114H137V115H135ZM8 115H9V112H8ZM83 115H85V116H83ZM83 115H81L82 116V118H85V123H84V121L82 122L84 125H85V128H87V126L90 124L89 122H88V120H90L89 119V117H87L88 115L87 114H83ZM87 115V116H86ZM139 115V116H138ZM229 115V116H228ZM234 115H236V116H234ZM241 115V116H240ZM68 116H70V115H67V116H65V115H63V117L62 116H54V119H52V117L50 116V117H48V118H50V120L52 119V121L54 122V123H56V124H54V123H51L50 125V129H53L54 128V131L52 130V131H50V129H48V130H46V129H44V128H36V127H34V126H31V125H27V124H22L21 126L22 127H20V131H21V133L24 135V136H28V137H26L29 141H30V138H31V140H32V142L30 141V143L28 142V140H26V138L24 137V139L26 140H24L25 142H27L28 144H30V145H32V146H28V144L26 145V144H21L22 142H21V140L18 142V134H17V136H14L13 134H4V135H2V134H0V139H2V141L0 140V161L1 162H4L6 165H8V168H12L13 169V171L15 170V174H17V173H19V174H17V176L19 177H16V175L14 174H11V172L10 171H8L11 175H9V173L7 172V173H5V174H7V177H5L6 175L5 174H3L2 176L3 177H0V224L3 222V220H6L5 222H7V223H11V225H14V226H16V224H17V226L18 225H20V223L22 222L23 224H26V225H28V226H32L33 225V227H30L31 229H37L38 227V229L37 230H39V231H42V230H47V229H53V227L54 228H60V227H62L63 225V227H71V228H73V229H77L78 231H80L79 229L82 227V226H80L81 225V222H73V220H71V218L69 217V216H66V214L65 213H62V210L64 209V208H66V207H64L63 205L65 204V203H68L69 201L68 200H64L65 198L67 199L68 198V196H67V194L70 196L69 197V200H72V202H71V205H76V204H79L80 202H82V201H80V200H78V199H80V197H81V195L82 194H88V195H91V196H94V197H102V198H104V199H108L109 201H117V195L118 194H114L113 195V193H106L107 191L105 190L106 188H107V186L105 187V185H101V184H98V186L100 187H96L95 186V184L93 185V184H91V183H89V184H91V185H93L94 187H96V188H94V190L92 191L91 189H88L87 187H83V185H79V184H76V185H73L74 187H76L75 189L79 192V194H80V196L79 197H77V196H75V195H72L71 194V192H65V191H63V193H61L60 192V190L58 191V190H56L59 186H61L62 187V185L64 186V185H66V186H68V185H70V188L71 187H73V186H71V184H74L73 182H72V180H71V178L73 179V177H76V176H78V174H81V176H83L84 174H85V172L87 171L89 174H91V173H93V174H97V173H100L101 172V170L99 169V167H100V165H101V163H98V161L100 162L101 160H99V159H93L92 160V157L93 158H95V156L92 154L93 153V150L92 149H94V147H95V149H94V151L96 150V152L98 151V149L102 146H99L98 145V147H96L97 145H94L93 147H91L92 149H90L89 148V144H88V142H90L91 141V139H89V140H87L86 139V135L84 134V131H86V129H84L83 127H80V129H79V127H77V125H76V123L74 122V119H77V118H74V116L76 117V115H73V117H72V115L70 116V117H68ZM80 116V117H81ZM136 116H138V117H136ZM226 116V117H225ZM58 117V118H57ZM87 117V118H86ZM176 117V116H175ZM175 117H174V119H175ZM196 117H198V118H196ZM47 118V119H48ZM196 118V120H194ZM201 118H203V120L201 119ZM205 118H207V119H205ZM227 120H226V119ZM236 118V119H235ZM238 118V119H237ZM59 119V120H58ZM64 119L66 120L67 119V121H64ZM69 119V120H68ZM132 119V120H131ZM134 119H137V120H134ZM198 119L201 121L202 120V124L200 123V125H199V122L200 121H198ZM213 119V120H212ZM8 121H9V119H7ZM49 120V119H48ZM78 120V119H77ZM82 120V119H81ZM140 120V121H139ZM206 120V121H205ZM207 120H209V121H207ZM224 120H226V122H223ZM240 120V121H239ZM11 121V120H10ZM56 121V122H55ZM60 121V122H59ZM62 121H64V122H67V123H64V122H62ZM69 121H70V123H73V124H75L76 126H74L75 128H77V129H73L71 126V128L68 126V128L66 127L67 125H70V123H69ZM76 121V120H75ZM91 121V120H90ZM102 121H104L105 123H107V121H105L104 119L102 120ZM130 121H133V123L131 122L130 123ZM198 121V122H197ZM205 121V123H208L209 125H207V124H205V123H203ZM210 121H217L216 122V124L214 123V125H213V123L212 122H210ZM228 121V122H227ZM237 121H239V122H237ZM11 122H13V121H11ZM77 122V121H76ZM195 122H197V123H195ZM219 122V123H218ZM222 122V123H221ZM238 123L237 125L236 124H231V123ZM63 123L64 124H66V125H63ZM89 123V124H88ZM110 123V122H109ZM54 124V125H53ZM58 124H59V126H58ZM60 124L62 125V127H60ZM82 124V125H83ZM88 124V125H87ZM197 125V127H196V125ZM228 124V125H227ZM27 125V126H26ZM58 126V127H53V126ZM104 125V124H103ZM103 125H100V126H102V129L104 128V126ZM106 125V124H105ZM108 125V124H107ZM116 125V124H115ZM195 125V126H194ZM207 125V127H209L208 129L205 127ZM217 125V126H216ZM220 125H221V127H220ZM223 125H225V126H227L226 128H225V126H223ZM230 125H232V126H230ZM233 125H235V127L233 126ZM241 125V127H242V129H241V127H239ZM249 125V126H248ZM23 126H25V129H24V127ZM100 126H98L99 128L97 129V131L99 130V131H105V132H107L109 129L107 128V127H109L110 129H114V130H116L117 128H116V126H114V124H113V126L114 127H112L111 128V124H109L107 127L105 126V128H104V130H102L101 128H100ZM194 126V127H193ZM204 126V127H203ZM215 126H216V128H215ZM237 126V127H236ZM11 127V126H10ZM13 127V129H15L14 128V126H12ZM11 127V128H12ZM28 127V128H27ZM52 127V128H51ZM175 127V128H174ZM201 127V128H200ZM218 127V128H217ZM234 127V128H233ZM239 127V128H238ZM247 130H245L244 128ZM65 128H67V130L65 129ZM107 128V129H106ZM116 128V129H115ZM185 128H186V130H185ZM198 128V129H197ZM204 128H205V130L207 131V133L205 132V130H204ZM229 129V131H227L228 129ZM237 128V129H236ZM248 128V129H247ZM23 129V130H22ZM35 129H37V130H35ZM38 129H41V130H38ZM60 129V131H58ZM61 129H65L64 131L62 130L61 131ZM70 129H73L75 132H72ZM84 129V130H83ZM87 129H89L90 130V127L89 128H87ZM112 129V130H113ZM174 129H178V130H180L178 133L180 134L181 133V131H183L184 133L186 132V131H190L189 132V135H188V132H186L185 133V136H184V133L182 132L181 133V135H179L178 133L176 134V130H174ZM182 129V130H181ZM196 129V130H195ZM202 129V130H201ZM219 129V130H218ZM224 129H226V131H224ZM240 129V130H239ZM31 130V131H30ZM46 130V131H45ZM55 130H57V131H55ZM81 130V131H80ZM82 130H83V134L86 136H82L81 134L82 133H80V132H82ZM94 130H96L95 128H94ZM114 130L111 132V133H113L114 132ZM185 130V131H184ZM193 130H195V132L193 131ZM213 132H212V131ZM217 131V133H216V131ZM235 130V131H234ZM242 130V131H241ZM244 130V131H243ZM261 130V129H260ZM19 131V132H20ZM33 131V132H32ZM37 131V132H36ZM41 131V132H40ZM117 131V130H116ZM158 131V130H157ZM199 131V132H198ZM238 131V132H237ZM29 132V133H28ZM54 132V133H53ZM58 132H60V133H58ZM72 132V133H71ZM77 132V133H76ZM109 132V131H108ZM171 132H172V134H171ZM191 132H193V134L191 133ZM211 132V133H210ZM215 132V133H214ZM224 134H223V133ZM234 132V133H233ZM245 132V133H244ZM26 135H25V134ZM43 133V134H42ZM64 133V134H63ZM157 132H155L154 134L153 133H150V134H152V136L150 137L148 134V139H154V140H156L160 135H158V133H159V131H158V133H157V135H158V137H156L157 135H155ZM22 134H19L20 136L22 135ZM30 134H32V135H30ZM54 134V135H53ZM58 134V135H57ZM79 134V135H78ZM169 134H171L170 136H169ZM175 134H176V136H175ZM183 134V135H182ZM199 134V135H198ZM202 136H201V135ZM210 134V135H209ZM211 134H213V135H211ZM216 134V135H215ZM219 134H221L222 135V138H221V136L219 137ZM238 134V135H237ZM8 135V136H7ZM34 135V136H33ZM49 135V136H48ZM76 135V136H75ZM178 135V136H177ZM197 135H198V137H197ZM207 135H209V138H208V136ZM218 135V136H217ZM229 135V136H228ZM241 135V136H240ZM12 136V137H11ZM38 136V137H37ZM47 138H46V137ZM60 136H62L61 138H63L62 139V141H61V139L60 138H58V137H60ZM64 136V137H63ZM71 136V139H74V140H72L71 141V139L70 140H68L69 139V137ZM80 137V140L77 138V137ZM173 136H175V137H173ZM182 136H184V137H182ZM190 136V137H189ZM216 136H217V138L218 139H215L216 138ZM225 136V137H224ZM238 136V137H237ZM246 136H248V137H246ZM5 139H4V138ZM14 137H15V140H14ZM17 137V138H16ZM39 137H40V139H39ZM43 137V138H42ZM48 137H49V139H48ZM55 137V138H54ZM73 137H76V138H73ZM83 137H84V139H83ZM178 137V138H177ZM181 137V138H180ZM191 138L192 140H193V142H190L191 141V139H187V138ZM194 137V138H193ZM204 137V138H203ZM206 137V138H205ZM212 137H215L214 138V140H212L211 138ZM230 137L231 138H233V139H231L230 140ZM237 137V138H236ZM9 138V139H8ZM52 138V139H51ZM66 138H68V139H66ZM199 138H201V139H199ZM235 138V139H234ZM36 141L35 143L38 145L37 146V148L35 147L36 145H35V143H34V140ZM43 139H44V141H43ZM47 141H46V140ZM55 139V140H54ZM170 139V140H171ZM187 139V140H186ZM196 139V142L194 141ZM199 139V140H198ZM202 139H204L203 141H201ZM206 139H211V140H209L210 141V143H212V145L210 144L209 145V143H208V145H207V142H208V140H207V142H206ZM220 139V140H219ZM222 139H223V141H222ZM227 140V141H225L224 142V140ZM240 139H241V141H240ZM250 139V140H249ZM255 139V138H254ZM5 140V141H4ZM17 140V141H16ZM51 140V141H50ZM57 140V141H56ZM59 140V141H58ZM85 140H87L86 142H87V144H85ZM183 140H184V142H186V144H183ZM186 140V141H185ZM229 140V141H228ZM235 140V141H234ZM239 142H238V141ZM23 141V142H24ZM50 141V142H49ZM65 141V142H64ZM66 141H70L69 143L68 142H66ZM83 141H84V145H82L83 144ZM130 141V142H129ZM198 141V142H197ZM201 141V142H200ZM233 141V142H232ZM5 142V143H4ZM8 142V143H7ZM12 142V143H11ZM14 142V143H13ZM38 142V143H37ZM55 142V143H54ZM57 142H58V144L59 145H57ZM80 142H82V144L80 143ZM192 144V145H190L191 147H193L194 146V144H195V147H198V145L200 146V148L198 147L197 149L199 150H197L195 147L194 148H191L190 146H189V144ZM218 142V143H217ZM224 142V143H223ZM226 142H230L231 144H229L228 145V143H226ZM40 143V144H39ZM43 143V144H42ZM46 143V144H45ZM47 143H49V144H47ZM54 143V144H53ZM80 143V144H79ZM198 143V144H197ZM203 143V144H202ZM220 143V144H219ZM19 144L21 145V147L22 148H19L20 146H19ZM63 144V145H62ZM64 144H66V145H64ZM206 144V145H205ZM213 144H215V146H213ZM222 144H223V147H222ZM15 145V146H14ZM18 145V146H17ZM39 145H41V146H39ZM50 145V146H49ZM78 145V146H77ZM85 145H87V146H85ZM125 145H127V146H125ZM184 145H186V146H184ZM201 145H203V146H201ZM4 146H6L8 149L6 150V149H3V148H6V147H4ZM34 146V147H33ZM46 146H48V148L46 147ZM117 146V147H116ZM184 146V147H183ZM13 147V148H12ZM26 148V149H28V150H23L24 148ZM29 147V148H28ZM40 147H43V149H39ZM50 147V148H49ZM80 147H83L82 149H80ZM85 147V148H84ZM114 147V148H113ZM122 149H121V148ZM124 147H125V150H123L124 149ZM129 147H130V149H129ZM152 147H154V148H157V150L158 151H162L161 152V154L162 155H164L163 156V158L161 157L162 155L160 154V152H158L157 150H155L154 148H152ZM160 147H161V149H163V150H161L160 149ZM175 147H176V149H175ZM189 149V150H187V148ZM216 147V148H215ZM220 147H222V148H220ZM227 147V148H226ZM231 147V148H230ZM15 148V149H14ZM34 148H35V150L37 149V151H34ZM56 148V149H55ZM87 148V150H85ZM88 148H89V150H88ZM166 148H168L167 150H164V149H166ZM171 148H173V149H171ZM178 148V149H177ZM220 148V149H219ZM54 149V150H53ZM126 149H128V150H126ZM144 149H146L145 151V153L147 154V155H149V156H147V155H145V154H143V150ZM154 149V150H153ZM184 149V150H183ZM204 149H208V150H205V152L203 151ZM212 149V150H211ZM215 149H216V151L217 152H219V153H216V152H213V151H215ZM221 149H223V151L221 150ZM225 149V150H224ZM227 149V150H226ZM230 149V150H229ZM6 150V151H5ZM15 150H17L16 152H15ZM18 150H20L19 152H21V153H19L18 152ZM29 150H31V151H34L33 153L31 152V151H29ZM46 150V151H45ZM85 150V151H84ZM92 150V151H91ZM118 150V152H116ZM133 150V151H132ZM139 152V154L137 153V151ZM191 150H193V151H191ZM194 150H195V152H194ZM229 150V152H227ZM233 152H232V151ZM236 150H238V152H239V150H240V152L237 154L236 153ZM23 151V152H22ZM45 151V152H44ZM49 151V152H48ZM52 151V152H51ZM55 151V152H54ZM88 151V152H87ZM89 151H91V152H89ZM124 151L126 152V153H124ZM166 151V152H165ZM172 151V152H171ZM188 153H187V152ZM190 151V152H189ZM196 151H198V153L196 152ZM202 151V152H201ZM222 151V152H221ZM242 151V152H241ZM245 151V152H244ZM247 151V152H246ZM28 153V155H26V153ZM29 152L31 153L30 154V156H29ZM41 154H40V153ZM43 152V153H42ZM82 152V153H81ZM96 152H94V153H96ZM112 152V153H111ZM136 152V153H135ZM152 154H151V153ZM167 152H168V154H170V155H168L167 154ZM176 152L178 153L177 155H175L176 154ZM194 152V153H193ZM204 152V153H203ZM209 152H211L212 154L214 153H216L214 156H215V158H214V156L211 154V153H209ZM227 152V153H226ZM244 152V153H243ZM251 152V153H250ZM4 153V154H3ZM23 153V154H22ZM25 153V154H24ZM39 153V154H38ZM48 153H49V155H48ZM89 153H91V154H89ZM98 153H100L101 154V151H100V149H99V151H98ZM98 153H96L95 155H100V154H98ZM117 153V154H116ZM121 153V154H120ZM129 153V154H128ZM131 153H132V155H131ZM140 153H141V156H140ZM149 153V154H148ZM166 153V154H165ZM180 153V154H179ZM185 153H186V155H185ZM190 153V154H189ZM195 153H196V155H195ZM199 153H200V156H197V154L199 155ZM209 153V154H208ZM224 153V154H223ZM230 153H232V154H230ZM248 153V154H247ZM250 153V154H249ZM261 153H263V154H261ZM16 154V155H15ZM21 154V155H20ZM33 154H34V156H33ZM36 154V155H35ZM44 154V155H43ZM56 154H58V155H56ZM72 154V155H71ZM113 154V155H112ZM116 154V155H115ZM119 154V155H118ZM142 154H143V156H142ZM154 154V156L155 157H158V159L160 158V161L162 160V159H164L163 161L164 162H167V163H164L163 161H159V160H157V159H155L154 158V156H152ZM181 154L183 155V157L181 156ZM203 154H205V155H203ZM210 155V156H208V155ZM220 154H223V155H221L220 156ZM2 155V156H1ZM19 155V156H18ZM41 155V156H40ZM88 155H90V156H88ZM125 155H126V157H125ZM129 155H131V156H129ZM137 155H138V157H141V159H136V160H134V158H136L137 157ZM157 155V156H156ZM174 155H175V158H173L174 157ZM189 155L191 156V159H190V161H192V162H190V161H188L189 160ZM194 155V158L192 157ZM229 155V156H228ZM242 155H244V156H242ZM255 155H257V157L255 156ZM261 155H262V157H261ZM25 156V157H24ZM26 156H29V157H26ZM37 156H38V158H37ZM40 156V157H39ZM48 156V157H47ZM56 156V157H55ZM113 156V157H112ZM160 156V157H159ZM166 156V157H165ZM178 158H177V157ZM205 156V157H204ZM208 156V157H207ZM252 157V158H250V157ZM255 156V157H254ZM85 157L87 158V159H85ZM88 157H90V158H88ZM119 157H122V160H120L119 161V158L117 159V158ZM131 157V161H130V159L129 158ZM137 157V158H138ZM143 157V158H142ZM151 158V159H149V158ZM187 157V158H186ZM210 157V158H209ZM224 157V158H223ZM228 157V158H227ZM235 157H236V159H235ZM239 157V158H238ZM247 157V158H246ZM30 158H35V160H33V159H30ZM47 158H49V159H47ZM52 158V159H51ZM116 158V159H115ZM173 158V159H172ZM181 158H183V160L181 159ZM201 158H203V159H201ZM230 158H231V160H230ZM243 159V161H242V159ZM253 158H255L254 160H255V162H254V160H253ZM257 158V159H256ZM42 159V160H41ZM59 159V160H58ZM63 159V160H62ZM71 159V160H70ZM89 159V160H88ZM121 159V158H120ZM134 161H133V160ZM143 159L147 162V165H146V162H144L143 163ZM167 161H166V160ZM177 159L179 160V159H181V162H180V160L179 161H177ZM186 159V160H185ZM197 159H199L200 161H202L201 163L200 162H198V160ZM210 159V160H209ZM211 159H213V160H211ZM248 159V160H247ZM26 160V161H25ZM41 160V161H40ZM91 160V161H90ZM128 160V161H127ZM140 160V161H139ZM149 160L150 161H152L153 163H151V162H149ZM185 160V161H184ZM195 160H197V162L195 163ZM204 160V161H203ZM206 160H208V161H206ZM236 160V161H235ZM249 160H251V162L249 161ZM257 160V161H256ZM259 160V161H258ZM88 161V162H87ZM94 161V162H93ZM106 161V162H105ZM108 161V162H107ZM123 161V162H122ZM130 161V164H133L134 162H136V164H134V165H132V166H130V164L128 163ZM133 161V162H132ZM139 161V162H138ZM173 161V162H172ZM216 161H217V163H216ZM223 161V162H222ZM244 161H246L245 163H244ZM260 161H262V162H260ZM36 162V163H35ZM44 162H46V163H44ZM53 162V163H52ZM90 162V163H89ZM132 162V163H131ZM159 163L158 165H159V167H155V166H157L156 164L157 163ZM172 162V163H171ZM184 162H186V164L184 163ZM187 162H189V163H187ZM229 162V163H228ZM239 163V164H237V163ZM253 162V163H252ZM260 162V163H259ZM97 163V164H96ZM120 163V164H119ZM124 163V164H123ZM139 163L141 164L140 166H139ZM150 163V164H149ZM155 163V164H154ZM161 163H163L162 165H161ZM183 163V164H182ZM200 163V164H199ZM203 163V164H202ZM206 163V164H205ZM216 163V164H215ZM224 163V164H223ZM250 164V166H249V164ZM42 164H43V166H42ZM45 164L47 165V166H45ZM77 164V165H76ZM90 166H89V165ZM100 164V165H99ZM110 164V165H109ZM117 164V166H115V165ZM122 164V165H121ZM127 164V165H126ZM142 164H144V166L142 165ZM152 164H154L153 166H151ZM187 164H190V166L189 165H187ZM209 164V165H208ZM211 164H213V165H211ZM220 164V165H219ZM234 164H237V165H235L234 166ZM252 164V165H251ZM254 164H255V166L256 165H258V166H254ZM261 164L263 165L262 167H261ZM10 165V166H9ZM34 165V166H33ZM51 165H53V166H51ZM86 165V166H85ZM88 165V166H87ZM92 165H94V166H92ZM126 165V166H125ZM138 166V167H136V166ZM145 165L147 166V167H145ZM167 165L169 166V167H167ZM185 165V166H184ZM204 165H207V166H204ZM216 165V167L214 168V166ZM241 166V167H243V165H244V170H243V168L241 169L239 166ZM13 166V167H12ZM111 166H115V167H112L111 168ZM128 166V167H127ZM142 166V167H141ZM182 166V167H181ZM187 166H189L188 168H187ZM211 166H213V168H211ZM220 166H223V168H220ZM249 166V167H248ZM260 166V167H259ZM17 169H16V168ZM48 167V168H47ZM137 169H136V168ZM151 167V168H150ZM176 167V168H175ZM181 167V168H180ZM203 167H206L205 169H203ZM209 167L213 170V171H216V173L214 174L213 173V171L211 170V169H209ZM218 167V168H217ZM236 167H237V169H239L238 171H237V169H236ZM245 167H246V169L247 170H245ZM250 167V168H251ZM88 168V169H87ZM144 168V169H143ZM147 168V169H146ZM180 168V169H179ZM221 169L220 170V172L217 170V169ZM236 170H235V169ZM19 169H22V170H19ZM87 169V170H86ZM141 169V170H140ZM179 169V170H178ZM182 169V170H181ZM183 169H185V170H183ZM133 170V171H132ZM139 173H137L136 171ZM209 170H211V173H210V171ZM223 170V171H222ZM227 172V174H220V173H224L225 171ZM26 171V172H25ZM31 171V172H30ZM81 171V172H80ZM85 171V172H84ZM134 171L136 172V173H134ZM142 171V172H141ZM147 173H146V172ZM149 171V172H148ZM191 171V172H190ZM242 171V172H241ZM245 171V172H244ZM263 171L264 170H262V173L261 172H259V173H261V174H258L257 173V175H255L254 174V176H259V175H262V174H264L263 173ZM24 173V175H23V173ZM86 172V173H87ZM94 172H96V173H94ZM164 172V173H163ZM183 172H186V173H183ZM225 172V173H226ZM238 172V173H237ZM62 173H64V174H62ZM74 173V174H73ZM143 173V174H142ZM198 173V172H197ZM205 173V172H204ZM214 174V175H211V174ZM218 173V174H217ZM234 173V174H233ZM237 173V174H236ZM245 173V174H244ZM56 174V175H55ZM75 174H77L76 176H75ZM135 174V175H134ZM137 174V175H136ZM152 174V175H151ZM200 174V173H199ZM219 174H220V176H219ZM235 174H236V177H235ZM23 175V177H25V178H27L28 177V179H25V178H21V176ZM27 175V176H26ZM31 175V176H30ZM187 175H189V176H186ZM192 175V176H191ZM227 175H229V177H227ZM237 175H241L240 177L238 176L237 177ZM243 175H244V177H243ZM251 175V176H250ZM72 176V177H71ZM140 176V177H141ZM181 176H183V178L181 177ZM206 176V177H205ZM264 176V175H263ZM13 177V178H12ZM87 177V176H86ZM174 177V178H173ZM232 177V178H231ZM247 177V178H248ZM16 178H18V179H16ZM69 178V179H68ZM87 178H89V177H87ZM164 178V179H163ZM177 178H182L180 181H178L179 179H177ZM185 178V179H184ZM225 178H227L226 180H225ZM236 180H235V179ZM7 179H8V181H7ZM15 179V180H14ZM32 179V180H31ZM40 179V180H39ZM153 179V180H152ZM158 179V181H154V180H157ZM177 179V180H176ZM13 180V181H12ZM22 180V181H21ZM27 180V181H26ZM216 181H219V179L218 178H216L215 179ZM229 182H228V181ZM1 181H3V182H1ZM5 181H6V185H5ZM12 181V182H11ZM17 181V182H16ZM179 182L178 184H177V182ZM225 181H227L226 183H227V185L226 184H224L223 182H225ZM9 182V183H8ZM22 182V183H21ZM25 182H26V184H25ZM4 183V184H3ZM21 183V185H19ZM24 183V184H23ZM68 183H70V184H68ZM176 183V184H175ZM3 184V185H2ZM14 184V185H13ZM23 184V185H22ZM190 184V183H189ZM7 185H9V186H7ZM27 185H29V186H27ZM173 185V186H174ZM5 186V187H4ZM11 186V187H10ZM66 186H64V187H66ZM84 186H86V184L84 185ZM158 186H160V187H162L163 188V186H161V185H159L158 184ZM12 189H10V188ZM16 187V188H15ZM21 187V188H20ZM22 187H24V188H22ZM69 187V186H68ZM73 187V188H74ZM178 187H180V186H178ZM15 188V189H14ZM73 188H71V189H73ZM99 188V189H98ZM102 188V189H101ZM19 189V190H18ZM30 189V190H29ZM58 189H61L60 187L58 188ZM165 189V188H164ZM25 190V191H24ZM33 191V192H32ZM48 191V192H47ZM56 191V192H55ZM58 191V192H57ZM94 191H95V193H94ZM106 191V192H105ZM17 193V195H16V193ZM23 192V193H22ZM47 192V193H46ZM60 192V193H59ZM19 193H20V195H19ZM122 193H125V191L123 192L122 191ZM121 192L119 193V194H122ZM207 193H209V192H207ZM49 194V195H48ZM59 194V195H58ZM64 194H66V195H64ZM71 194V195H70ZM111 194V195H110ZM206 194V193H205ZM14 195V196H13ZM16 195V196H15ZM28 195V196H27ZM62 195V196H61ZM207 195V199H209V197H208V195L209 194H206ZM205 195V196H206ZM47 196V197H46ZM63 196H66V197H63ZM61 197H63V200H60V199H62ZM71 197H73L72 199H71ZM75 197H76V199H75ZM127 198L126 199H128L127 201H128V204H130V206H131V208H134V209H136V210H139V211H143L142 213L147 217V219H153V218H157V219H159V220H163V221H166V222H168L169 224H171V225H173V226H177V227H179V228H181L183 231H185V232H190V230L189 229H194V230H197V231H199V232H201L202 230H203V232H204V234L205 235H207V236H212V237H218V236H222V237H225V235H226V237L225 238H221L223 241H224V243L226 244V246L227 247H232L233 245L234 246H241L242 244H241V239L243 238V239H246V236L247 235H245V233H243L242 232V234H240L241 232H234V233H232L231 231H229L226 227V225H228V224H230V223H232V219H233V217H230V212H226L227 210H228V208H227V210L225 211V208H226V205H223L222 203H217V205H218V207L216 208L213 204H211V205H209L210 203H205V202H202V203H204V205L205 204H208V205H205L206 207L207 206H209L210 208H213V209H219V207H220V209L219 210H215L217 213H216V215H215V217L213 218V216L214 215H212L211 217H207V213H208V210H206L205 209V212L204 211H195L194 213H191V212H183L184 210L183 209H181V211H180V208H178V207H176V206H174L173 207V209H172V206H169V205H161V203H160V205H159V202H157V201H155L156 199H151V198H148V199H150V200H148L147 198H141V199H143L142 200V202H143V204H142V202H141V199L140 198H138V197H135V196H126ZM60 198V199H59ZM10 199L11 200H13V202H14V204H12V203H10L11 201H10ZM144 199L146 200V201H144ZM76 200V201H75ZM264 200V199H263ZM60 201V202H59ZM62 201H64V202H62ZM68 201V202H67ZM148 201V202H147ZM154 201V202H153ZM27 202V203H26ZM57 202H59V203H57ZM63 204H62V203ZM17 203V204H16ZM20 203V204H19ZM62 205H61V204ZM150 203H152V205H149L150 207H147L148 206V204H150ZM156 203L158 204L157 206L159 207H157V206H155L156 205ZM264 204V201H263V203H262V205ZM10 205V206H9ZM12 205V206H11ZM60 205V206H59ZM147 205V206H146ZM213 205V206H212ZM220 205V206H219ZM49 206V207H48ZM61 206L62 207H64L63 209L61 208ZM137 206H138V208L140 207V206H145L146 208L144 209V207H140V209H137ZM223 206V207H222ZM136 207V208H135ZM151 207H154V208H151ZM157 207V209L158 210H152V209H155ZM163 207V208H162ZM169 207V208H168ZM262 207H264V205L262 206ZM14 208V209H13ZM53 208V209H52ZM148 208V209H147ZM162 208V210L160 211V209ZM176 210H175V209ZM224 208V209H223ZM165 211H164V210ZM167 209V210H166ZM169 209V210H168ZM177 209H178V211L179 212H177ZM221 209H223V212L221 211ZM243 209V211H245V209L244 208H242ZM5 210V211H4ZM65 210V209H64ZM148 210V211H147ZM183 210V211H182ZM264 210V209H263ZM21 211V212H20ZM153 211V213H155V211H158V212H156L155 214H153V213H151ZM160 211V212H159ZM221 211V212H220ZM9 212V213H8ZM59 212V213H58ZM173 212V213H172ZM225 212H226V214H225ZM58 215H57V214ZM166 213V214H165ZM174 213H176V215H177V217H175L176 215L174 214ZM196 213V217H195V215H192V214H195ZM197 213H199L198 215H197ZM59 214H63V216L65 215L66 217H61V215H59ZM226 215V216H223V215ZM158 215V216H157ZM175 215V216H174ZM187 217H186V216ZM189 215V216H188ZM203 216V218L202 219H205V220H207L206 218H208V222L206 221V222H204L202 219H201V217ZM222 217V219H221V217ZM3 216V217H2ZM198 216V217H197ZM199 216H200V218H199ZM206 216V218H204ZM231 218V219H229V217ZM58 217V218H57ZM224 217L226 218L225 219V221L223 220L224 219ZM3 218V219H2ZM10 218V219H9ZM19 218H21V219H19ZM24 218V219H23ZM47 218V219H46ZM53 218V219H52ZM62 218V219H61ZM197 218H199V219H197ZM9 219V220H8ZM33 221H31V220ZM175 221H174V220ZM185 219V220H184ZM196 219V220H195ZM20 220H21V222H20ZM191 220V221H190ZM198 220H202L201 222L199 221V223H198ZM227 220V221H226ZM229 220H230V222H229ZM10 221V222H9ZM13 221H14V223H15V221H17V223H13ZM19 221V222H18ZM24 221L26 222V223H24ZM29 221L31 222V223H29ZM212 221V224L211 223H209V222H211ZM219 221V222H218ZM35 222V223H34ZM50 222V223H49ZM189 222V223H188ZM191 222V223H190ZM193 222V223H192ZM196 222V223H195ZM19 223V224H18ZM21 223V224H22ZM41 223V224H40ZM60 223V224H59ZM77 223V224H76ZM174 223V224H173ZM219 223V224H218ZM69 224V225H68ZM205 224V225H204ZM216 224V225H215ZM225 224V225H224ZM76 225V226H75ZM79 225V227H77ZM83 225V224H82ZM42 226V227H41ZM192 226V227H191ZM224 226H226V227H224ZM36 227V228H35ZM191 227V228H190ZM207 227V228H206ZM45 228V229H44ZM186 228H189V229H186ZM198 228V229H197ZM203 228V229H202ZM42 229V230H41ZM201 229V230H200ZM226 229V230H225ZM202 232V233H203ZM226 232L228 233V232H230V233H232V235L229 233V235H231V237H232V239H226L227 237L228 238H231L228 234H226ZM224 233H225V235H224ZM237 233V234H236ZM221 234H223V235H221ZM228 235V236H227ZM236 235V236H235ZM241 235V236H240ZM242 235H243V237H242ZM239 236V237H238ZM237 238V240H238V238L240 239V240H238V241H240V243L236 240V238ZM241 237V238H240ZM235 238V239H234ZM242 239V240H243ZM232 240V241H231ZM235 242H234V241ZM232 243H230V242ZM9 246L8 244H5L4 246H2L3 247V249H2V251L4 250V255H3V257H4V259H5V261L6 260H8V259H12V258H10L9 256H11V247L9 246V249L10 250H8V248H6L7 246ZM8 251V253H10L9 255L7 254V251L5 250V249ZM25 247H21L20 248V251H19V256H22V257H20V259H21V261H20V264H26L25 262L26 261H28L27 262V264H34V262H33V260H32V258L31 257H29V256H31V254H29L28 255V258H27V254H25V253H30L29 252V250H28V252H26L27 251V249H24ZM43 249L42 251L41 250H38V249ZM37 250H36V252H37V255H38V257H37V264H39V263H41L42 262V264L44 263H46V264H50L51 263V261H52V263L54 264H57V261H58V264H72L73 262H78L79 261V264H84V262H85V264H86V260L85 261H83V260H81L80 261V257H78V256H76V257H74V255L73 256H70V255H65V254H63V255H59V252L58 251H56V249L54 248V247H47V249L46 248H44V247H39ZM52 248H54L55 250H53ZM44 249H45V252H43L44 251ZM48 249H52V251L51 250H48ZM46 250H48L47 252H46ZM58 250V249H57ZM39 251V252H38ZM50 251V252H49ZM22 252V253H21ZM41 252H43V253H51L50 254V256H49V254H47V255H44L43 253H41ZM58 252V253H57ZM21 253V254H20ZM39 253V254H38ZM25 254V255H24ZM39 255H41V256H39ZM54 255H57V256H54ZM24 256H26V259H25V257ZM47 256H48V258H51V257H53V258H51V259H48L47 258ZM61 257V258H56V257ZM62 256H63V258H62ZM9 257V258H8ZM40 257H42V258H40ZM72 257V258H71ZM66 258V259H65ZM68 258H70V259H68ZM78 258V259H77ZM183 258V256L182 257H180V259H182ZM24 259V260H23ZM28 259H31L30 261L28 260ZM40 261H39V260ZM41 259H42V261H41ZM48 259V260H47ZM53 259V260H52ZM56 259H58V260H56ZM61 259V260H60ZM63 259V260H62ZM73 259H76L77 261H75V260H72ZM56 260V261H55ZM184 258L181 260V264H190V263H186V261H185V263H184ZM25 261V262H24ZM39 261V262H38ZM47 261V262H46ZM54 261V262H53ZM60 261V262H59ZM63 261H65V262H63ZM68 261V262H67ZM70 261H71V263H70ZM24 262V263H23ZM81 262V263H80ZM149 262V261H148ZM147 262V263H148ZM51 263V264H52ZM87 263H89L88 262V260H87ZM10 264H13V263H10ZM14 264H17V263H14ZM74 264V263H73ZM76 264H78V263H76Z\"/></svg>","mask_w":264,"mask_h":264}]
</instances>
